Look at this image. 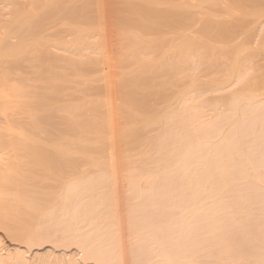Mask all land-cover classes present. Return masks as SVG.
Listing matches in <instances>:
<instances>
[{
	"label": "bare ground",
	"instance_id": "6f19581e",
	"mask_svg": "<svg viewBox=\"0 0 264 264\" xmlns=\"http://www.w3.org/2000/svg\"><path fill=\"white\" fill-rule=\"evenodd\" d=\"M18 1L19 0H6V2H4L3 6H2L3 8L7 9V11L4 12V14L8 15V16L10 15L9 17H10L11 22H12L11 25H10V23L8 26L5 25L6 27H8V28H6L5 32L0 31V76H1V79L6 81V82H4L5 83L4 87H6L5 89H3V87L1 89V86H0V102H1L0 106L3 107V108H0V113L4 117H5V114L7 113V115H8V112H9V110H7L6 107L11 108V106H14L17 109H19L18 106L21 105V103L24 101V99H21V98H26L27 102L29 101L31 103V100H29V99H30V96H32V95H30V94L32 92H34V91L30 92L28 89H25L26 87L23 88L26 85H23V87H19V89L17 91H16V88H18V86L17 87L13 86V85L10 86V84L13 82L12 80H13V74H14L11 71V70H13V69H11L12 67H14V69H15L16 66L22 65V63H24V62H25L24 64L26 65V62H27V64L29 63V65L30 64L33 65V67L35 68V70H33V71H35L38 74L41 73L43 75L42 72H44L43 71L44 69H41V68L43 67L44 64H46L47 66H49V69H51V70L48 69L49 72L51 71L50 73L48 72L49 75L47 73L48 78H49V80H54V81H57V79H60L61 77L64 78L70 74H72V75H79L80 74V71H79V73L78 72L70 73L71 71L69 70L70 72L68 73V75L66 72H65L66 74H63V73L59 74L58 71L57 72L54 71L55 64H57V65L61 64V63H58V60L59 61L66 60V59L62 58L61 55H59V51L67 52V51H65V49H66V45L68 46L69 43L66 40L70 37V36L68 38L66 37L67 38L66 40L64 39L65 35L63 37L61 36L62 38H59V37L57 38V36H56V38L52 39V40L45 38V36H46L45 34L50 32L51 29L56 27L57 23H59V22H57L58 18L56 20L50 21V23H52L51 25H49V22L45 23V24L42 23V25L40 23H38V25H37L38 27L35 25V24H37V22H41L40 20L44 17L43 14L50 11L49 9H51L53 7V5H55L54 3H57V8H55V6H54L53 8H55V9L54 10L51 9V11L53 10L52 11L53 14L54 13L59 14V12H61V9L63 8V6H62L61 9L60 8L58 9L60 2H58V0H30L31 7L29 8V10H27L26 8H23V6H22L23 10L28 11V12L24 11L26 13V14H24V12H21L22 10L20 11V6H19L20 5L19 2L21 3L22 1H19V2ZM59 1H61V0H59ZM72 1H75L76 3L78 1H80L82 3L83 2H85V3L89 2V4L92 3V2H90L92 0H72ZM97 1L99 2L101 0H94L93 3L96 4V6L99 5L97 3ZM114 1H116V0H114ZM161 1L164 3H162ZM161 1L160 0H118L117 2L111 3L109 0V2L111 4L108 3V5L106 6V5H103V4H106L103 2L101 7H94L95 5L93 4L94 5L93 7L95 8L94 10H96L95 11L96 13L95 12L94 13L97 16V21L96 20L93 21L91 23L92 25L95 24V26H96L97 23L98 24L100 23L99 26H96V27H100V26L104 25L103 24L104 20L105 19L107 20V17H106L107 15L109 17H111V20H110L109 24L107 25L108 29L111 32V36L109 35L110 33H108L109 32L108 30H107L108 32H106V29H107L106 28L104 33H106L105 37L106 36L107 37L106 38L104 37V38L106 40H109V38L111 37L110 40L113 42V45H112L113 46V58H114V60H116V66L115 67H117V69L119 68V70L123 66H125L126 69L127 68L128 69L130 68V69L126 70V71L121 70L119 72L117 70V73L115 71L116 74L114 76L117 77V79L113 78V79H115V82L112 84L113 79L110 78V79H112V81L109 80V77H107L108 76L107 73H106L107 76L103 73V70H104L103 66H106V67L110 66V63H109V65H107V63L109 62V60H108L109 55L107 56V54L112 53V50L109 49L111 51L107 52V50H106V52H105L101 49L103 52L106 53L107 57L103 53L105 58H108L107 59L108 62H106V59L102 57L103 54L98 55L99 58L101 56V58L103 59L102 60L100 58L103 62V64H101L103 67L102 73L106 76V77L105 76L102 77L101 79L104 78V83L109 84L107 86L104 85V89L105 88L107 89L106 90L107 94L109 93V94H111V96L114 95L116 100L108 101V100H110V97H109L110 95L109 94H108L109 96L106 95L105 94L106 92H105L103 96L105 97V95H106V98H109V99L108 100L104 99V101H106V103L109 105V107L111 106L110 109L105 114V117L103 115L105 120H102L103 118H101V119L99 118L100 121L102 120L101 125H100L99 121H98L99 124L95 123L97 120V116H96L95 120H93V118L91 117L94 122L91 120V122H93V123H91V122L90 123L91 124L95 123L94 125H91V124H90L91 126L89 125L90 127L93 126L92 131H90L91 129L90 130L87 129V128H90L88 126L87 128L86 127H82L81 129L77 128L78 129L77 131H79V129L81 130L80 133H82L83 128H84L83 130H85V128H86L87 130H85L86 132L85 131L84 132L87 135L84 132H83L84 134H80L77 131H76V133L74 132L75 134H77L76 139L73 140L72 143H70V145H73V146L75 145L74 147L79 146L80 150L79 149L78 150L81 151L82 153L77 151V149H76V151L79 153L78 154L79 158L77 157L76 160H78V159L80 160V158H82V160H81L82 163H83L84 159L86 160V163H87V160L89 159L87 165L85 162H84L85 164L83 163L87 167L83 168L82 166H84V165L82 163H80L81 161H79L77 163H80L82 166L79 167L80 164L79 165L75 164L76 167L78 165L79 171L76 172V170H77V168H76V170L73 171L75 173L72 176H69L71 174L68 175L67 174L68 172H66L65 170H63V172H65V174H67L68 176L63 175V174L60 175L59 173L52 171V169L50 170L49 167H48L49 168L48 170H50V172L52 174L49 171L47 173L50 174L51 176L55 174L54 178H55V176H57V174H59L60 176L63 177L64 180L65 179L69 180L68 178L73 177L75 174L79 175L78 176V179H79L80 175H81V178L79 179L80 181L77 182V184L79 183L80 185H82L81 187L79 184L76 185L75 181H78L77 178L75 177L76 175L74 176L75 178L73 177L74 180L71 181V182L74 181V183L71 185H70V183L68 184L69 187L72 189V190L70 189L71 193H73V195L76 193L77 194L76 196H78L80 194L78 192H80L81 190H88V189L92 190L93 189L92 187L94 185H97L96 182L98 179L96 177L97 176L96 174L99 173V175H100L102 169H103L102 172H105V175H107L106 177H108V179H106L105 175L103 177L104 173L101 174L102 175L101 177H103L102 181L104 183L105 181H107L109 179L111 181V178H113V177L115 178L116 174L113 173L114 169H115L116 173H119V172L122 173L121 170H122L123 165L127 166L126 171L130 172V174H128L127 177L129 179L131 178V180H128V178L122 174L123 176H125L127 178V181H130L129 182L130 184L128 183V186H130V188H131L130 190L132 192V195H129L127 197L130 198V196H131L130 199H132V196H133V198H135V200H136V201H133L134 206H133V202H132L133 199L131 200L133 208L130 205V203L129 204L125 203V204L130 205L131 209H132L131 213H130V220H131V226H132L133 230L130 226L129 227L131 228L130 230L132 232H135L134 236L137 238L136 241H135V239L133 240L135 242V248L133 245V248L135 251L134 252L135 253L134 258L136 259V257H137V261H138V262H136V264H138V263L139 264H147V263L149 264V261H148L149 256H150V251H149L150 245L149 244H151V242H153L152 244L154 245L152 247H155L156 242H158V244L156 245V248L158 247V249H156V248L155 249L158 250V252H159V253H157V255H161L165 259L164 260L163 258H161L164 261L160 260L161 262H164V264H242V261L244 259H245V262H243V264H246V263L250 264L248 261H251L253 264H264V253H263L264 247H263V249H262V247H260V249H261L260 250L259 249L260 245L258 244V242H256V241H258L257 238L259 237V235H258V237L256 236L258 231L264 232V229H263L264 228V196H263L264 192L259 193V191L257 190V186H258L256 184L257 182H255V179L258 180V178H259V180H260V174H258L259 169H257V168L261 167L264 169V167H262V166H264V92H262L264 90V88H262V85H264V84H262L263 82L261 84H258V83L252 84V87H256L257 84L261 85L260 89H259V87H257L256 90L259 89V91H260L262 88L263 89L261 91L262 94H258L255 90H254V92H252L253 88L251 87L252 93H249L251 97H249V96L247 97V94H248L247 89H249L247 86V83L252 79H253V81L255 80L254 82H256V78H254L255 74L257 75L259 72H262V71L264 73V70H263L264 69V35H263V32H264L263 31L264 30V0H227L228 1L227 3L223 2L224 7H226L229 10L228 12L231 11L232 13H236V27H237V30L238 29H240V30L236 31L234 33L235 34L234 39L238 38V37H240L239 39H241L242 35H244V36H242V38L243 37L245 38V33L247 31H249L248 29L250 27L251 31H253V33H251L252 35H250V33L247 34L248 33L247 32L246 33L247 37H248V35H250V37H248L244 40L242 39V42L240 40H238L239 41L238 43L241 42V44H242L245 42L247 45H249V44H252L254 42V44H252V45H255L254 47L250 46L248 49L247 48L248 46L247 47L245 46L246 47L245 48L244 46H242L243 44L242 45L237 44V45H239L238 49H241L243 47L242 50H238L240 56L238 54H236L237 52L235 53L236 55H238V57H240V58H238L236 56L237 57L236 59H239L237 61V63L239 62L238 63L239 65H237V63L235 65V66H239V68H240V70H239V68L237 67L238 68L237 70H239V73H238V71L236 73L237 74L236 75V82H238L237 85L240 84V87L237 88L236 91H238L240 94H238V96H237V94H234V95H229L228 97H222L223 99L219 98V97H215L216 95L213 98H211V96H210V98L209 97H203L202 95L201 96L197 95V94H199L197 92H196L197 94L194 95L192 88H194L196 85H199V81L197 82V80H196V84H195V81L193 79H191V73L185 72V70H183V68H185L186 70H189L190 62H192L190 58L192 56L191 52L194 51L192 48L193 47L192 42H194V40L191 42L192 39H190L188 37H189L190 33L193 32V28L191 27V24L193 25L194 22L187 23V22H185V20L183 21L182 19L180 21H175V22L170 21L169 22L170 25H172V27H173V28L170 27L171 28L170 32H171V30H175L177 28L179 30L181 29V31H177V30L172 31L173 33H172V36L170 34V37H172L173 44L171 46L166 42L168 39L166 41H164V43L166 42V44H168L171 48L170 50L167 49V51H163L161 49L162 46L159 45L160 43L158 42L157 39L160 36L158 38L156 37L157 39L156 38L148 39V38L141 37L142 34L144 35V32L147 33L148 31H151V30H154V31L156 30V33L158 32L157 22L155 21V19L153 17H151L150 14L153 12H157V11L161 10L158 8L161 5H163L165 7L164 8L163 6H161L163 8V10H165L166 12H170V13L177 12L179 14L181 13L184 15L185 14L190 15L189 14L190 13V11H189L190 7H189V2L187 0H181L180 2L178 1L179 3L174 0L176 2V4H173L172 0L170 2H167L165 0H161ZM24 3H25V1H24ZM116 3L119 4L120 6L114 7V4H116ZM17 5L19 6V9H18ZM28 5H30V4H28ZM211 5H212V3H211ZM191 8H192V5H191ZM69 9H68V11L71 13L70 17H72L73 20L70 18L71 21L68 20L69 22H67V20H66V22L61 23L64 25V27H66V26L68 27L67 29L65 28V30H68V33H70L72 31V32H75V34L77 36L75 38V40L73 41V43H71L72 41L70 42L71 46H69V48L73 47V49L78 48V50H79V48L82 49L85 44L86 45L90 44L91 46L96 45L94 43L98 42V40H101L102 35L101 34L97 35L96 34V33H98L97 31L96 32L92 31V29H91L92 27L90 28V26H89L91 24H89L88 22H87L89 24V25L87 24L88 27L87 26L83 27L82 24H79V23L76 24L77 22L76 23L74 22V20L75 21L78 20L79 17L80 18H82L83 16L85 17V15H87L86 13H89L88 11H90V10L92 11L93 8L91 9V6L87 4V5H82L80 8H75V7L70 8L69 7ZM215 9H217V7H215ZM250 9H253V10H251V12H253V11L255 12V10L259 11L260 17L257 18L258 15L254 14V12H253L252 14H254L255 16L254 15H252V16H254V17L257 16L256 20L252 22V18H251L250 23H248L249 17L246 20L245 15L247 16ZM63 10H64V8H63ZM217 12H218V10H217ZM91 13H93V11ZM47 14H49V13H47ZM42 15H43V17H41ZM66 15H67V13H66ZM233 15H231V16H233ZM55 16H57V15H55ZM104 16H105V18H104ZM248 16H251V14L250 15L248 14ZM64 17H66V16H64ZM101 17H103L104 20H102L103 18H101ZM254 17H253V20H254ZM181 18H183V17H181ZM88 19H90V17L89 18L87 17V20ZM101 20H102V25H101ZM189 20H188V22H189ZM78 22H80V21L78 20ZM81 22L83 23V20H81ZM4 23L7 24V21ZM46 24H48L49 27H47L48 25L45 27L44 25H46ZM226 24H228V23H226ZM233 24L235 25V23H233ZM249 24H251V25L249 26ZM104 26L100 27L99 31L102 32L104 30V28H103ZM231 27H233V25ZM101 28H103V29L100 30ZM191 28H192V32L190 30ZM242 28H243V31L246 30L245 33L241 32ZM0 29L2 30L1 27H0ZM159 29H160V27H159ZM196 30H197V28H196ZM196 30L194 31V33L196 32ZM45 32H47V33H45ZM151 32H153V31H151ZM42 33H45V34L42 35ZM107 33L110 36L109 38H108ZM169 33H168V35H169ZM202 33H204V32H202ZM37 34H40L42 36H37ZM49 34L50 33H48V35ZM159 34H161V33H159ZM34 35H36L37 37L35 36L36 37L35 38ZM66 35L68 36L69 34L66 33ZM95 35H97L100 38H98ZM59 36H60V34H59ZM94 36L98 38L97 41L92 40V38H94ZM103 36H104V34H103ZM226 37H228V36H226ZM10 38L12 40L16 39V41L15 40L11 41ZM191 38H192V34H191ZM90 39L92 40L93 43L89 41ZM9 40L11 42H9ZM103 41L100 43H97V46L99 45L100 47H102L104 44ZM169 41H170V39H169ZM101 43H103V44L101 45ZM245 43H244V45H245ZM217 44H219V43H217ZM193 45H196V44H193ZM204 45L205 44H203V46H202L203 50H205L203 48ZM104 46H105V44H104ZM107 46H109V44H107ZM112 46H110V48ZM163 46H165V45H163ZM240 46H241V48H240ZM89 48H91V47L89 46ZM167 48H168V46H167ZM84 49L85 48H83V50ZM250 49H252V50H250ZM99 50L100 49H98V52H99ZM203 50L201 53L206 52L207 49L205 51H203ZM228 50L231 51L230 49H228ZM198 51L199 50H197L196 52L198 53ZM240 51H242L241 52V53H243L242 55H241ZM78 52L80 53L81 51H78ZM78 52H77V55H79ZM72 53H73V51H72ZM206 53H209V51ZM94 54L95 53H93V55ZM81 55H83V57H85L87 59V60H85L86 62H81V61L79 62L78 61L79 63H76V61L75 62L66 61L68 63L67 66H71V68H74L73 67L74 65L90 67V66H92L93 63H96L94 60L90 59V54L85 55V54L81 53ZM110 55H112V54H110ZM207 56H208V54L206 55V57ZM95 58H93V59H95ZM233 58H235V57H233ZM68 59L70 60L71 58H68ZM110 59H111V57H110ZM222 59H223V57H222ZM249 59L254 60V61H252L253 64L250 63ZM77 60H79V59H77ZM97 60H99V59H97ZM101 60H100V62H101ZM244 60H245V62H242ZM205 61H206V59H205ZM248 62L251 66L250 65L246 66L248 64ZM51 65H53L54 67ZM193 65H194V63H193ZM52 67L54 69H52ZM215 67H217V66H215ZM230 67L232 68V66H230ZM60 68H61V66H60ZM248 68H249V70H248ZM68 69H69V67H68ZM191 70H192V68L189 71H191ZM109 71H111V70H109ZM46 72H47V70H46ZM111 73H112V75L114 74L113 71ZM19 74H20V72H19ZM23 75H25V74H23ZM99 75H101V74H99ZM261 75H262V73H261ZM16 76L18 77L19 75L16 74ZM38 76L39 75H37V77ZM33 77H35V76H33ZM83 77L84 76H80L81 81L83 80L82 79ZM217 78H219V77H217ZM17 79H20V78H17ZM257 79H258V77H257ZM259 79H261V78H259ZM262 79H261V81H262ZM20 80H23V79H20ZM42 80H43V77H42ZM88 80H85V81H88ZM23 81H25V80H23ZM23 81H21V82H23ZM191 81H193L195 85L194 84L191 85L193 83ZM2 82L3 81L1 80V83ZM130 82H133V84H134V85H132L131 91L129 90V87H130L129 83ZM139 82H141V84H139ZM218 83H219V81H218ZM223 84H225V83H223ZM233 84H235V83H233ZM47 85H49V83ZM54 87L56 88V86H54ZM48 89H49V87H48ZM65 89H67V88H65ZM201 89H203V88H201ZM218 89L219 90L223 89V87H219ZM216 91H217V88H216ZM246 92H247V94H246ZM249 92H250V90H249ZM36 93L34 94L35 96L37 95ZM60 93L62 94L63 92L61 91ZM133 93L139 94L145 98L151 97L153 103H149V102L140 103L138 101H133V100H131L133 97L130 96V94L132 95ZM31 98H33V97H31ZM168 98H172V99L175 98L173 101H176V99L178 102L180 101L179 105H181L182 108L181 109L176 108V107H178V102L176 103L173 101L171 102L170 100H166ZM159 100H162V101L156 102ZM168 101H170V102H168ZM38 102L40 104L38 107H41V105L44 103L43 102L41 104L40 101H37V104H38ZM222 102H226L224 104L226 105L227 110H225V108H223V109L221 108ZM34 103L36 104V102H34ZM173 103L177 104V106L175 104H174L175 105L174 106ZM25 104L26 103H24V105ZM159 104H163V106H164V104H166L167 106L166 105L165 106L167 107V109L169 110V108H170V110H169L170 113L167 111V109L162 110V109H165L164 107H162V108L158 107ZM169 105H170V107H169ZM25 106L23 108L27 107V106L26 107ZM33 106H34V104H33ZM42 106H44V105H42ZM45 106H44V108H45ZM38 107H35L37 113H36V111L34 113L31 110H30L31 112L26 111L27 109L23 110V108L21 106V109L25 113H27L26 117H24V115H23L22 118H16L17 116L15 115V112H14V115L16 116L14 118V120L12 119L13 115H11L9 120L3 117L4 118L3 121H6L8 123L12 122L13 124L15 122H16L15 124L19 123V125L20 124L22 125L20 127H24L25 124L33 127V125H35L36 122L38 120H40V119L37 120L38 116L40 117L39 113L44 110L43 108H38ZM30 109H32V108H30ZM105 110H106V108H105ZM154 110H156V111H154ZM160 110H162V113H163V111L164 112L167 111L169 114H171V113L172 114L170 116L167 112L160 114L161 113ZM6 111H8V112H6ZM48 111H49V109H48ZM175 111H178V112H175ZM16 112L18 113V111H16ZM151 112H154V113L157 112V113H155L156 117L152 118V117L148 116L149 113H151ZM246 112H248V114H247L248 116L245 114ZM92 113H94V112H92ZM158 114H160V119L158 118V120H159L158 122H160L159 123L160 126L157 129L158 132L156 133V135H153V136L150 135L149 136L148 135L149 131L146 130V127L150 126L151 122L153 123V121H155L157 119ZM165 114L168 116H166ZM19 116H20V114H19ZM47 116H48V114H47ZM69 118H68V120H69L68 122L70 125L71 119H69ZM6 122H5V125H7ZM42 122H43V120H42ZM38 123H40V122L38 121L37 124ZM51 123L52 122H50V124ZM50 124L48 122L47 125H50ZM57 125H59V124H57ZM97 125H100V127ZM38 126L39 127L36 126L35 129L37 131L41 130V132H43L44 129H42V127H41L42 125L40 126V124H39ZM226 126H227V128H226ZM73 127H72V129H73ZM95 127H97V128L94 129ZM11 128H13V125ZM51 128H48V130ZM29 129H31V128H29ZM5 130H6V128H5ZM7 130L11 131L12 129L10 130V128H9ZM88 130L90 133H92L91 135L88 134V132H87ZM1 131H4L3 128L0 129V133H1ZM49 131H51V130H49ZM49 131H48V133H50ZM70 131H71V129H70ZM21 132L23 133V131H21ZM57 132H55V134H57ZM62 132H64V131L62 130ZM8 133L9 134H7V135H9V136L12 135V137H14V139H17V140H20L18 138V136H20L21 141H23L24 144L27 146L26 147L27 151L26 150L23 151L24 149H22V147H21V150H20L19 147H17V145H15L14 141L13 142L5 141L6 139L9 140V138H6L5 140H1V142L4 141L3 144H5V145H2L1 149H2V152L4 151V153H5L6 158L5 157L4 158L6 159V161L8 163L7 165H9V167H11V165H14V163L11 164V162L13 160H15V164L17 162H18V164L19 163L26 164L22 161L21 158L29 159L32 157V159L30 161H32V160L33 161L29 162V163L34 162V165H35V163H37L36 166L40 167V169L44 168L45 164L49 163L48 159H47V161H48V163H47V161L45 162V160H43L42 158H40V160H43V162L41 161L43 164L41 162H39V163H41V164H39L38 160H37V162H35L36 158L40 157L39 156L40 154H37L38 153L37 151H36L37 153H35L33 150V149H35V150L39 149L38 146H33V145H36V143H37L36 140L34 141V139H32L33 137L32 138L29 137L30 135L26 136V135H24L25 133H23V134L17 133L16 131H14V129H13V132H11V133L8 132ZM43 133H41V134H43ZM70 133H72V131ZM104 133H105V135H102ZM2 134L4 135L3 132H2ZM36 134H37V132H36ZM78 134H80L79 137H78ZM4 137H5V135H4ZM80 137H83V138L80 139ZM35 138H37V137H35ZM38 138H39V136H38ZM47 138H48V135H47ZM55 139L57 140V138H55ZM21 141H20V143H21ZM65 142H69V141H65ZM150 142H152V143L150 144ZM149 144L151 146H148ZM31 150L34 153H32ZM49 150H51V149H49ZM58 150L61 151V153L63 152V157H65V156L67 157L68 166H70L71 165L70 163H72V168L74 170L75 169L74 164H73L74 160L72 159L73 160L72 161L71 158H74V157L76 158L77 152H75V156H74L72 151H64V149L61 146L59 147ZM47 151H48V149H47ZM106 152H108L109 154L107 153L108 155L104 156V154ZM64 153H65V156H64ZM0 155H2V154H0ZM56 156H58V155H56ZM177 156L180 159H182L181 161H183V163H184L183 166L188 165L189 169L186 167V170L185 169L180 170L178 168V165H180V163H182L180 160H179V162L177 161L175 164H172L174 161L170 163V161L176 159ZM17 157H21L20 158L21 160H19ZM34 157H35V159H33ZM60 158H62V157H60ZM16 159H18V161H16ZM63 159H66V158H63ZM66 160H65V162H66ZM69 160L72 162H70ZM151 160L152 161L154 160L153 162L156 164V167L153 169L149 167V165L151 166V164H153ZM19 161H22V162H19ZM56 161H59V159ZM56 161H54V162H56ZM89 162L90 163L92 162V164L88 165V164H90ZM101 162H105V163H101ZM169 163L172 165V167H171V165L170 166L168 165ZM21 164H19V165H21ZM99 164L102 167H104V165L106 164V166H105L106 169H105V167L104 168L100 167ZM102 164H104V165H102ZM165 164L171 168H174L173 169V170H175L173 172L174 174L172 173L171 168L168 169V167H166ZM17 165H16V167H17ZM50 165H51V163H50ZM93 165H96V167L94 166V168H93ZM128 165H130V166H128ZM131 165H133V166L131 167ZM173 165H176V167H173ZM97 166H99V167H97ZM57 167H59V166H57ZM57 167H56V169H57ZM65 167L66 168H64V169H67V166H65ZM109 167H110V169H108ZM151 167H153V166H151ZM165 167H166V169H168L167 171L164 170ZM7 168L5 170L3 169V171L0 172V184L6 186L7 188L8 187L11 189L13 188L12 189L13 198L10 197L11 192L5 193V192H3L4 190H2V192H0V210L1 211H4L5 208L7 210H9V208L14 204L13 202L16 200V198H15L16 194L15 193H17L16 187L18 186L17 181L20 179L18 177L19 179L16 182L11 181L9 179V176H10V173L12 171L9 173V171H7ZM15 168L11 169V170H15ZM22 168H24V167H22ZM46 168H47V166H46ZM89 168H91L92 171H93V169H95L93 171L94 173H96L100 169L101 170L98 171V173H96V174H94L90 170L91 174H89L90 173V172H88ZM176 168H178L179 172H177L178 170ZM17 169L18 168H16V170ZM81 169H88V170H87V172L84 171V173H82L83 170H81ZM123 169L125 170V168H123ZM129 169H131V170H129ZM16 170L13 171V173H15ZM21 170L22 169H20V171ZM27 170L28 169L26 168V171L23 173L27 176L26 177L27 179L28 178L30 179L31 177H32L31 179H33V176L35 177V175L38 174L34 170H33L34 173L28 174V172H30L31 170H28V172H27ZM67 170L68 171L70 170L69 167ZM253 170L256 171V172L254 171L256 173V175H255V173H253ZM46 171L47 170L45 169L44 172H46ZM71 172H72V170H71ZM78 172L81 174H79ZM106 172H108V173L106 174ZM111 172H112V176H113V174L115 176H113V177L111 176V178H109L111 175ZM166 172H168L169 174H171V173L172 174L169 175ZM175 172H177V175ZM249 172L250 173L252 172L251 174H254V176H256V178H253L254 182L249 180V178L252 179V177H254ZM47 173L45 174V177H47ZM87 173L89 174V177H88ZM93 174L97 180H96V182H94V184H91L92 181H95V177L92 176ZM30 175H31V177H28ZM50 175H48V177ZM84 175L86 178L83 177ZM172 175L174 177H176V176H178V177L174 178V177H172ZM37 176H39L40 178ZM37 176H36L37 179H41L42 175L38 174ZM257 176H258V178H257ZM11 177H12V175H11ZM45 177L44 178L42 177V179H44L46 181ZM57 177L60 178L59 176H57ZM57 177H56V179H58ZM82 177L84 178V180H86L87 178H89V179L91 178V181H89V179H87V181L90 182L89 186H88V182H86V181H83L84 183L86 182L85 186H83L82 181H81V180H83ZM101 177H99V178L102 179ZM120 177L122 178V176H120ZM145 177H146V179H144ZM54 178H52V180H51V178L49 180H47L48 185H50V183L53 181ZM13 179H15V178L13 177ZM56 179H54V180H56ZM115 179H118V178L116 177ZM34 180L35 179H33L31 181L27 180L28 183L24 181L25 183L22 182V184H24V186L25 185L27 186V184L33 185L35 190L32 189L34 193H31V194L32 195H36V194L38 195L39 193H41V191L39 193H35V191L36 192L39 191V190H37V188L40 186V184L46 185L47 183L45 184V181L41 180L42 183L36 184V183H38L37 181L40 182V180H37V181L35 180L36 183L34 182V184H33L32 181H34ZM58 180L59 181H56V183L61 181V179H58ZM112 180H114V179H112ZM142 180L145 181L143 184H141ZM48 181H51V182L49 183ZM123 181H125V180H123ZM14 182L17 184V186H16V184L14 186ZM64 182L65 181L62 180V183L61 182L59 183L60 188H61L60 189L57 185L58 183L55 184V181H54V184L57 186L56 187L55 185H52L53 188H55L54 191L57 188L60 191L63 190V192H64V189H63L65 186ZM100 182H101V180L98 183H100ZM263 182L260 183V181H259V185L260 184L263 185L264 184ZM101 183H100V185H101ZM110 183H113V182H110ZM110 183L105 182L104 186H103V184L101 186H102V188L106 189L107 188L106 186H108V188L110 187L109 186ZM122 183L123 182L121 181L120 185ZM61 184H63V186ZM106 184H108V185H106ZM118 184H119V181H118ZM118 184H116V182H115V187ZM123 184H122V186H124ZM35 185H36V188H35ZM48 185H46V186L48 187ZM73 185H74V188L76 187L75 188L76 190H78V187H79L80 188L79 191L74 192L75 190L72 187ZM91 185H92V187H91ZM26 186L23 189H25ZM52 186L50 185V190H51ZM97 186L96 187L94 186L95 190H93V191L96 192V191L100 190L97 193L102 191L101 193H99V196L102 195V198H103L105 196L104 189L100 188L101 186L99 187V184ZM19 187L20 186H18V188ZM113 187H114V185L112 186V188ZM118 187H119V185H118ZM263 187H264V185L262 186V188ZM7 188H6V190H8ZM39 188L42 191L44 190V189H42V188H44L42 186H40ZM96 188H99V189H96ZM112 188L111 189L109 188V189L112 191L113 190ZM2 189H3V187H2ZM48 189H45V191L42 192L43 194L41 193V196L44 195L45 198L49 196L48 201L51 202L50 199L53 198L55 195L54 200H52V202H51L53 205L56 204L55 206H58L59 203H63V201L64 202L68 201L69 204H67V202H66V203H63L64 206L62 208H60V209L56 208V209H59V211L61 209L68 210V209L72 208L71 206H73V209H72L73 213H72V211L70 212V214H68L69 212L67 214L64 212V214H66L69 217L71 216L73 218V214H74V217L75 216L77 217V212L79 211L78 209H80V211L78 212L80 218H79V216H78V218L75 217L74 223L70 224L72 221L71 217H70L71 218L70 220L68 219L69 217L68 218L67 217L66 218L61 217L62 219H61V221H59V222H61V225H60V223L58 224V222H56V223L54 222V223H52V225L54 224L53 227H55V224H56V227H59V229H60V227L63 224V226H62L63 231L62 232H61V230L59 231V229H57L55 227L60 232L59 234L61 235V233H62V235H64L66 233L67 234L69 233V236L70 237L72 236L74 238H75V236H73V235H76V240H79L80 235L82 238V236L85 233H87L89 237L86 236V234H85V236H83V239L85 240V242H84V240H82L80 238V240L83 241V242H81V241L80 242L82 244L84 243L83 244L84 248L80 244V246H82V248L81 247L79 248L78 247L79 245H78L77 246L78 250H77V247H75V245L77 244V241L74 240V241H76V243L74 244L73 243L74 241L72 242V240H71L72 237L67 238L68 235L66 234L67 235L66 238L68 239V241L70 240L69 244L72 242L70 245L69 244L68 245L71 246L73 244L74 249H76V251H75L76 253L75 254L71 253L72 255L67 253V255L64 254V256L59 255L58 257H56L55 261H52L51 260V252H48L46 250L45 253H43V254L41 253L42 255H40V251L38 249L39 246L43 247L44 244H46V243L49 244L48 242H51V241H47V240H49V239L51 240L52 238H49V239L45 238V239H42V241H39V240H41V237L43 236V234H42V236H39L40 239H38L39 237H37V231L34 230V228H32V229H30L32 232V233L30 232V234L34 235L33 241L31 243V245H28V244H26V245L29 246L28 252H30L29 250H31L33 247L37 248L36 252H34V254H31V256H28V257L25 256V254H23L24 252L17 253L18 257L15 256L16 253L15 254L13 253L15 256L14 258H16V261L12 260L14 262L13 264H77L79 260H80V262L81 261L84 262V260L87 259L86 257H90L91 259L93 257L96 261L99 260V262H101L102 264H112L113 260H108L111 258L112 259L115 258L114 262L117 259L118 261H120L118 263H120V264L124 263V262L121 263L122 260H120V258H119L120 252L122 254V251L120 250L121 248L119 245L118 246L120 248L119 249L120 252H119L118 256L113 255V256H115L113 258V256L111 254H115V253L117 254L118 252L112 253L113 250H109V249H108V253L111 251L110 255L108 254L109 257L103 256V255H101V253L102 252L104 253V251H103L104 249L103 248L101 250L96 249L97 246H98V248H100L99 243H97V242H99V241L102 242V239L100 240V238H99V240L96 241L98 238V236H96L97 237V238L95 237L96 240L93 241L94 236L96 235L95 231H94L95 229L93 228L91 230V228H90V231H89V229H87L86 231H83L84 233L82 232L81 234L80 233L78 234L77 232H79V230H77L75 228L76 226H80V223H77V221L80 220L81 224H83V223H85V220H86L85 218L88 217L87 219L89 220L88 213H89V215L91 214L90 216H92L93 218H94V216L96 217L94 219L91 217L93 219V221L95 220L94 222L91 220V218L89 220L90 224L94 225V224H96V220H97V217L99 215H102V217H103L104 214L106 215L105 212L108 209H109V211H113V212L115 209H118V208H116L117 206L114 207L116 201L113 200L116 197V193H114L115 196H109V200L111 201V199L113 198L112 200L115 203L112 204V206H108V208H106L107 207L106 205H109V204L111 205V202L108 203V200L105 197L101 203H97V202H99L97 200L98 197L95 198L97 201L95 199L91 198L92 200L96 201V203H97V205H96L94 201H92V200H91L92 202L89 201L90 197L88 195H86L88 197L87 198L85 195L80 194L81 196L79 195L78 197H83L84 199L85 198L87 199V201H86V199L85 200L83 199L84 203L81 202V204H80L77 201L72 202L70 199H68L67 196H66V198H64L65 200H61L60 198H61L62 193H61V195L60 194L56 195L57 193H55L54 191H53L54 192L53 193L52 190L49 191ZM14 190H16V191L14 192ZM46 190H48V191L46 192ZM59 190H57V192H59ZM110 190H109V192H111ZM121 190H122V187H121ZM121 190L118 191V189H117L119 194L123 193V192H121ZM259 190H261V189L259 188ZM70 191L68 190L66 192L70 193ZM124 191H126V190H124ZM45 192L46 193H48V192L52 193V196L49 195V193H48V196L45 195ZM89 192H91V191H89ZM105 192L107 194V190H105ZM127 192H128V189H127ZM71 193H70V195H71ZM102 193L104 194V196ZM125 193L126 192H124V194ZM111 194H108V195H111ZM73 195H71V196H73ZM126 195H124V196H126ZM56 196H57L58 200H56L57 199ZM31 197L33 198L34 196H31ZM36 197L37 196H35L34 198L36 199ZM38 197H40V196H38ZM106 197L108 198L107 195H106ZM120 197L122 198V196H120ZM127 197L126 198L123 197V200L127 199ZM41 198H38V199L41 200ZM29 199L31 200V198H29ZM33 200L34 199L31 200V203L33 202L32 205L34 206V203H36V202H34L35 200L34 201ZM40 200H36L37 203L34 206L35 208L32 207L35 214H36L35 217L40 215V214H37V213H40V211H41L40 207L37 208L38 202ZM42 200L44 201V198ZM59 200H61L62 202L61 201L59 202ZM17 201H20V200H17ZM48 201H47V203H49ZM9 202L13 203V204L10 206V204H8ZM40 202H39V205L44 204V203H42V201H40ZM71 202H72V205H70ZM76 202H77V206H75ZM87 202H88V205L91 204L90 208L92 206H94V204H95V206H98V205L102 204L103 202L106 205L105 204H103L104 206L100 205L102 207H100V208L98 207L97 211L95 210L97 207L96 208L92 207L93 210L91 209V212H89L90 208L88 206L87 208H89V210H87V212H84V210L86 208L84 206H87ZM51 203H49L50 207L49 206L48 207L52 208V209L55 208V206H53ZM19 204H21V202L18 203V205H17L18 207L16 206L17 208H19ZM65 204L67 206L69 205L70 208H67V206H65ZM79 204L81 207L77 208V211L75 210L76 211L75 212L74 209H76V207H78ZM82 205L84 207L83 209H82ZM119 205H121V204H119ZM16 207H14V210ZM104 207L106 208V210H104ZM111 207H114V209L112 208L113 210H110ZM101 208H103V212L101 211ZM21 209L23 210L24 208L21 207ZM37 209H39L38 210L39 212L38 211L36 212ZM81 209L83 210V213H86V214L81 215V214H83ZM22 210H21V213L23 212ZM119 210H121V209H119ZM95 211L98 213H101V212L102 213L99 215L94 214V216H93V213ZM242 211L243 212L245 211V212L243 213ZM255 211H257L256 213H258V214H256ZM17 212H19V210ZM123 212H124V210H123ZM0 213H1L0 216H2V215L4 216V214H5L4 212H0ZM50 213H51V215H53L52 212H50ZM128 213H129V211H128ZM242 213L244 215H242ZM23 215H24V213H23ZM115 215H116V213H115ZM242 216L245 218H241ZM5 217H7L6 214H5ZM38 217H42V215L38 216ZM49 217H50L49 215H46V220H47V218H48V220L53 218L52 221H54V215H53V217L52 216L50 218ZM3 218H2V220L0 219L1 220L0 221V229L3 227H5V229H7V228L10 229L12 226L7 227L6 226L8 224L6 222L7 219L4 220ZM99 218H101V217L99 216L98 220H99ZM119 218H122V217H119ZM43 219H44V217H43ZM81 219H82V221H81ZM83 219H84V221H83ZM110 219H111V216L109 217V219H107V222H106L107 224L105 223V227L108 231L113 229V226L111 228V224H110L111 222L110 221L113 220V222H114V219L113 218L111 220ZM88 220H86L87 221L86 223H88ZM245 220H247L246 221L247 223L242 225L241 222L244 223ZM63 221L66 223L68 221L69 224H66V225H68V227L65 226ZM104 221H106V220H104ZM113 222H112V225L114 224ZM14 223L12 221V224H14ZM44 223H45V220H44ZM101 223L103 224V222H100V224L98 226H102ZM257 223L260 225L259 227L257 226L258 225ZM50 224L51 223H49V225ZM57 224L59 226H57ZM85 224H83V225H85ZM246 224H248V225H246ZM9 225L10 224H8V226ZM122 226H124V229H125V225H122ZM252 226L254 227V229L252 228ZM62 227H61V229H62ZM72 227L75 228L74 230L76 231V233L74 231H72L73 230ZM105 227L101 228V230L99 229L100 234H101L103 229L105 230ZM13 228L15 229L14 231H15L17 237H22L18 234H22V232H23L22 228H24V227H21V228L13 227ZM46 228H47V226H46ZM64 228H68V229H70V231H72L71 233H73V232L74 233L71 234L69 230L66 231V229H64ZM245 228H247L245 230V232H247V233L244 232ZM249 228L253 233L255 232L254 235L251 231H249ZM56 229L53 228L52 231L49 230L46 234H50V233H51V235H53L54 233L58 234ZM1 230H2L1 232H4L3 229H1ZM27 230H29V229H27ZM104 230H103V232H104ZM107 230H105V232ZM130 230L128 228L129 233H131ZM11 231H13V230H11ZM14 231H13V233L12 232L11 233L14 234ZM64 231H66V232H64ZM92 231H94L93 232L94 234L89 233ZM248 231L252 234L248 233ZM5 232L9 233L8 231H5ZM5 232H4V234H5ZM52 232H54V233H52ZM103 232H102V236L104 237L105 232L104 233ZM111 232L109 231V233L111 235L106 234V236H105L106 239H105V237L103 238L104 243L109 242L110 240L107 241V239H109V238L114 239V238L110 237V236H112ZM173 232L174 233L178 232L177 233L178 235L174 234ZM89 234H92V235H89ZM119 234L120 233H118V236H119ZM259 234H260V236H262V237H260L261 239L259 238V241H260L259 243L263 246L264 240L262 241V239H264V233L263 234L259 233ZM8 235H10V234H8ZM8 235H6L7 238H8ZM23 235L25 236L24 233H23ZM107 235H108V237H107ZM126 235L128 236V234H125L124 239L127 238V237H125ZM129 236H131V235H129ZM253 236H255L254 239H252ZM4 237H5V235H4ZM47 237H49V235H47ZM52 237H54V236H52ZM64 237L65 236H62V238H64ZM84 237L85 238L87 237L88 239L86 238L87 239L86 240ZM91 237H92V240H90ZM132 237H133V235H132ZM248 237H251V239L250 238L248 239ZM10 238H12V237L10 236ZM31 238H32V235H31ZM56 238H57V236H56ZM62 238H60L61 243H62L61 244L54 237L55 241L50 243V244L53 243L52 249H54V245H55L56 241L58 242L56 244L62 245V246L56 245L57 248L56 247L55 248L57 250H59L58 247L61 249V247L63 248V246L64 247L66 246L67 240H65L66 238H64L63 241L65 243H63ZM13 239L15 241L16 238L14 237ZM117 239H118V241H120L119 240L120 237ZM129 239H133V238L130 237ZM20 240H21V238H20ZM118 241H116V242L118 243ZM125 241H123V242H125ZM129 241H128V243H129ZM261 241H262V243H261ZM16 242H17V240H16ZM80 242L78 241V243H80ZM92 242L94 244L97 243L98 245L96 244L97 246L95 245L96 246L95 247L94 245L91 244ZM109 244L107 243V246ZM119 244H120V242H119ZM122 244H126V243H122ZM4 245H6V243H4L2 246L4 247ZM126 245H129V244H126ZM7 246H8V244H7ZM69 246H66L67 248L66 247L65 248L68 250ZM11 247H13V246H11ZM111 247H110V249H111ZM152 247H150V248H152ZM8 248H10V247L8 246ZM70 248H72V246ZM114 248H115V246H114ZM4 249H5V247H4ZM14 249H11V250L13 251ZM63 249L61 250L62 254L64 253ZM112 249H113V247H112ZM115 250H116V248L114 249V251ZM259 250L262 251V253L259 252ZM6 251H9V250H6ZM38 251H39V253H38ZM99 251H100V253H96ZM132 251H133V249H132ZM4 252H5V250H4ZM28 252H27V254H29ZM130 252H131V250H130ZM151 252L154 254L156 253V251H151ZM6 253H7L6 255L9 254V252H6ZM80 253L82 255L81 259L79 257ZM123 254L125 256V253H123ZM0 255H1V253H0ZM131 255H133V254H131ZM135 255H137V256H135ZM12 256H11V258H12ZM110 256H112V257L110 258ZM121 256H123V255H121ZM124 256H123V258H124ZM131 257H133V256H131ZM150 257H153V256H150ZM155 257H157V256H155ZM127 258H129V257H127ZM1 259H2V257H1ZM94 259L93 260L87 259L86 261L88 262V260H90V262L93 261L96 263V261ZM135 259H134V262L136 261ZM109 261H112V263L111 262L109 263ZM158 261L159 260H157V264H159ZM2 262L3 261H1V263ZM153 262H155V263H153ZM153 262H151V263L156 264L155 260ZM101 263H99V264H101ZM114 264H116V263H114Z\"/></svg>",
	"mask_w": 264,
	"mask_h": 264
},
{
	"label": "rangeland",
	"instance_id": "374dc122",
	"mask_svg": "<svg viewBox=\"0 0 264 264\" xmlns=\"http://www.w3.org/2000/svg\"><path fill=\"white\" fill-rule=\"evenodd\" d=\"M19 1H22L21 3L19 2ZM18 2H19V6H20V11L21 12H26L27 10H29V8L31 7V3H30V0H19ZM24 1H25V3H24ZM65 1V2H64ZM61 0V1H59L58 0V2H60L59 3V6H58V9L60 8H62V6H63V8H64V10H63V8L61 9V12H59V14L58 13H54L53 14V10L55 9V8H57V3H54L55 5H53V7L55 6V8H51V9H53L52 11H51V9H49L50 11H48L47 13H49V14H47V13H45V14H43L44 15V17H43V15L41 16V17H43L40 21L41 22H37V24H35L36 26L38 25V23H40L41 25H42V23H48L49 22V25H51L52 23H50V21H53V20H56L57 18H58V20H57V22H59V23H57V25H56V27H54L53 29H51V31L50 32H48V33H50L49 35H48V33L47 32H45V33H47V34H45V33H42V35L43 34H45L46 36H45V38H47V39H55L56 38V36H57V38L59 37V38H62L64 35V39L66 40L69 36V38L66 40V41H68V46L66 45V49H65V51H67V52H61V51H59V55H61L62 56V58H64V59H66V60H63V61H59L58 60V63H61V64H55V69L53 68L54 66L53 65H51V66H53L52 67V69H54V71H58L59 72V74H61V73H63V74H66L67 73V75H68V73L70 72V73H73V72H78L79 73V71H80V76H84L82 79V81L80 80V76L79 75H72V74H70V75H68V76H66V77H61L60 79H57V81H54V80H49V78H48V75H49V73L51 72H49L48 71V69H49V66H47L46 64H44L43 65V67L41 68V69H44L43 71L44 72H42L43 73V75L40 73V74H38V73H36L35 71H33V70H35V68L33 67V65H29V63L27 64V62H26V65L24 64V63H22V65H18V66H16V68L14 69V67H12L11 69H13V70H11L14 74H13V82L10 84V86L11 85H13V86H18V88H16V91L19 89V87H23V85H26V86H24L23 88H25V89H28L30 92H32V91H34V92H32L30 95H32V96H30V99L29 100H31V103L28 101L27 102V99L26 98H21V99H24V101L21 103V105H19L18 107H19V109H17L16 107H14V106H11V108H9V107H6L7 108V110H9V112L8 111H6V112H8V115H7V113L5 114V117L4 116H2L1 115V113H0V129H2L3 128V130L4 131H1V133H0V154H2V155H0L1 157H0V172H2L3 171V169L5 170L7 167V171H9V173H10V176H9V179L11 180V181H17L19 178L21 179H19L17 182V184H18V186H20L19 188H18V186H17V184L14 182V186H15V184H16V189H17V193H15L16 194V196H15V198H16V200L13 202V203H8V204H10V206L12 207H10L9 208V210H7L6 208L4 209V211H1L0 210V212H4L5 214H6V216L7 217H5V214H4V216L2 215V216H0V219L2 220V218L5 220V219H7L6 220V222L8 223V224H10L9 226H8V224L6 225L7 227H11L10 229L9 228H7V229H5V227H3V228H1V229H3V231L5 232V231H8L9 233H7V232H5V234H4V232H1L2 230L0 229V253H1V255H0V259H1V257H2V259L0 260V263H1V261H3L1 264H13L14 262L13 261H16V258H14L15 256H17L18 257V254L17 253H22V252H24L23 254H25V256H31V254H34V252H36V247L34 248H32L31 250H29L30 252H28V249H29V246H27L26 244H28V245H31V243H32V241H33V234H30V232H31V230L30 229H32V228H34V230H36L37 231V237H39V236H42V234H43V236L41 237V240H39V241H42V239H49V238H52L51 240L49 239V240H47V241H51V242H53V241H55V239L58 241V242H60L61 243V240H60V238H62V236H65L64 238H66V236H67V238L68 237H70L69 236V233L66 235V234H64V235H62V233H61V235L59 234L60 232V230H61V232L63 231V224H62V229H61V227H60V229H59V227H56V224H55V227L57 228V229H59V231L55 228V227H53L54 226V224L52 225V223H56V222H58V224L60 223V225H61V222H59V221H61V219L62 218H68L69 216H67L66 214L68 213V214H70V212L72 211V209H73V206H71L72 208H70V206L68 205H66L65 204V206H67V208H70V209H68V210H63V209H61L60 211L63 213H61L60 211H59V209L60 208H62L63 206H64V204L63 203H66L67 202V204H69L68 203V201H63V203H57L58 204V206H55L56 204H52L51 202H52V200H54V198H55V195H54V197L53 198H51L50 200H51V202H49L48 200H49V196H48V193H49V195H51L52 196V193H50V192H48V193H46L48 190L49 191H51L52 190V192L54 191V189L55 188H53V186L52 185H55V184H57L58 185V187L60 188V182L62 183V180L63 181H65L64 182V192H63V190L62 191H60L59 189H57L56 188V190L54 191L55 193H57L56 195H61V193H62V195H61V200H65L64 198H66V196L68 197V199H70L72 202L74 201H77V202H79L80 204H81V202H83L84 203V200L86 199H84L83 197H78L80 194L81 195H88L89 197H90V199H89V201H91L92 199H95L96 197H98L97 198V200L99 201V202H97V203H101L102 202V200L104 199V197L108 200V203L109 202H111V205L109 204V205H106L104 202L102 203V204H100V205H102V206H104L103 204H105L107 207L106 208H108V206H112V204H114L115 202H113V200H115L116 201V203H115V206L114 207H116V208H118V209H115L114 210V212L116 213V215H115V213L113 212V211H109V209L105 212L106 213V215L104 214V216L102 217V215H99V214H101L102 212H103V208H101V213H98V212H96L97 211V209H98V207L100 208V207H102V206H100V205H98V206H95V204L97 205V203H96V201L95 200H92V201H94L95 202V204H94V206H92L93 208L95 207H97L95 210V212L93 213V216H94V214H98L101 218H99V220H98V217H97V220H96V224H94V225H92V224H90V222H89V220H90V218L92 217V216H90L89 215V213H88V216H89V220L87 219V218H85L86 220H88V223H86L87 221L85 220V223H83V224H85V225H83V224H81V222H80V220L79 221H77V223H80V226H76L75 224V228L77 229V230H79V232H77L78 234L80 233H82L83 231H86L87 229H89V231H90V228H91V230L94 228L95 230V236H94V239H93V241H95L96 240V236H98V238H97V240L96 241H98L99 240V238H100V240L102 239V242H97V243H99V246H100V248H98V244L96 245V244H94L93 242L91 243L92 245H96L95 247H96V249H99V250H101L102 248L104 249L103 251H104V253L102 252L101 253V255H103V256H108V254L110 255V253H111V251L108 253V249L109 250H113V252L112 253H114V252H118L117 254L115 253V254H111L112 256L113 255H119V252H120V250L122 251V254H121V252H120V260H122L121 261V263L122 262H124V263H122V264H125L126 262V264H136V262H138L137 261V257H136V259L134 258V248H135V242L133 241L134 239H135V241H136V237L134 236V233L135 232H132L130 229L132 228V226H131V220H130V213H131V206H132V202L133 201H136L135 200V198H133V196H132V199H130L131 198V196H130V198L129 197H127V196H129V195H132V192H131V188H130V186H128V183L130 182V181H127V175L128 174H130V172H127L126 171V167L127 166H124L123 165V167H122V173L121 172H119V173H116V171H115V169H114V174H116V176L113 174V176H115V178L117 177L118 179H115L113 176H112V172H111V175H110V177L109 178H111V176L113 177V178H111V181H110V179L109 180H107V181H105L106 183L107 182H113V183H110L109 184V188L111 189L112 188V186L114 185V187L112 188L113 190L111 191L109 188H108V186H106L107 188L106 189H104V188H102V184H103V186H104V184H105V182L103 183V177H104V175H105V172H102V170H101V174H103V177H101L102 175L100 174L99 175V173H98V171H100V170H98L96 173H98V174H96V173H94L93 171L95 170V169H93V171L91 170V168H89V171L88 172H90V170L94 173V174H96L97 176V179H96V177L94 176V174L92 175L93 177H95V181H92L91 182V184H94V182H96V180H97V185L99 184V187L100 188H102V189H104V193H105V196H104V194H103V198H102V195H100L99 196V193H101V192H99V193H97L98 191H100V190H98V191H93V190H95V188H94V186L96 187L97 185H94L93 187H92V185H91V187L93 188L92 190H81L80 192H78V193H80L78 196H76L77 194L75 193L74 195H73V193H71V191H70V187H69V183H70V185L71 184H73L74 183V181L73 182H71L72 180H74L73 179V177L75 176L76 178H77V180L78 181H75L76 182V185H78L77 184V182H79L80 180V178H81V175H80V178L78 179V174H75L73 177H70V178H68L69 180H64L63 179V177L62 176H60V175H66V176H68L69 174H71V175H69V176H72L75 172H73V171H75L76 170V168H77V170H76V172L77 171H79L78 169H79V167H81L82 165L80 164V163H82V158H80V160L78 159V160H76L77 159V157L79 158V153L77 152V151H79L80 150V148H79V146H77V147H74L73 145H70V143H72V141L73 140H75L76 139V135L77 134H75L76 133V131L78 130L77 128H82V127H88L91 123H93L94 121L93 120H95L96 119V116H97V120H96V124H99L98 123V121L100 122V125H101V121L102 120H105V114L107 113V111L110 109V107H109V105L106 103V101H104V99L106 100H108L109 98H106V95H108L107 94V89L105 88L104 89V85L105 86H107V85H109V84H106V83H104V78L103 79H101L102 77H104L105 75H106V73H107V77H109V80H111L112 81V79L113 78H115V79H117V77H115L114 75L117 73V70H118V72L119 71H121V70H123V71H126V70H129L128 68L126 69V67L125 66H123V67H121L120 68V70H119V68L117 69V67H115L116 66V60H114V58H113V42L110 40L111 39V32H110V30L108 29V27H107V25L109 24V22H110V20H111V17H109L108 15L106 16L107 17V20L105 19L104 20V18H105V16H104V18L103 17H101V18H103L102 20H104V22H103V24L105 25H102V20H101V25L102 26H104L103 28H104V30L101 32V31H99V28L100 27H102V26H100V27H96V26H99L100 25V23L98 24H96V26H95V24H91L93 21H97V16H96V10H94L95 8L94 7H101L102 6V4H103V2L105 1V0H101V1H97V3L99 4H97L98 6H96V4H94L93 2H94V0H92V1H90V2H92L91 4H89V2H87V3H85V2H80V1H78L77 3L75 2V1H72V0ZM108 1V2H107ZM118 0H116V1H114V0H110V2L112 3V2H117ZM161 1V0H160ZM165 1H167V2H170L171 0H165ZM176 2H180L181 0H175ZM174 0H172V2H173V4H176V2H175ZM188 2H189V7H190V9H189V11H190V15H188V14H179V13H177V12H175V13H170V12H166L165 10H163V8L161 7V6H163V5H161L160 7H158L159 9H161V10H159V11H157V12H153V13H151L150 15H151V17H153L154 19H155V21L157 22V25H158V32L156 33V30L154 31V30H151V31H153V32H151V31H148L147 33L146 32H144V35L142 34V36L141 37H144V38H148V39H154V38H158L159 36V38L157 39L158 40V42L160 43L159 45H161L162 46V50L163 51H167V49L168 50H170L171 48H170V46L173 44V40H172V37H170V34H171V36H172V31H175V30H177V31H181V29L179 30L178 28L177 29H175V30H171V32H170V29L171 28H173L172 27V25H170V21L171 22H175V21H180L181 19L184 21L185 20V22H187V23H191V22H194L193 23V25L191 24V27L193 28V32H192V28L190 29L191 30V32L192 33H190V35H189V37L188 38H190V39H192L191 40V42L194 40V42H192V48H193V52H191L192 54V56H191V61L192 62H190V68H189V70L192 68V70L191 71H189V70H186L185 68H183V70H185V72H188V73H191V79H193L194 81H195V84H196V80H197V82L199 81V85H196L194 88H192V90H193V94L195 95V94H197V93H199V94H197V95H202L203 97H209L210 98V96H211V98H213L215 95V97H219V98H222V97H228L229 95H234V94H237V96H238V94H240L238 91H236L237 90V88H239L240 87V84L239 85H237V83L238 82H236V73H237V71H238V73H239V70H240V68H239V66H235L236 65V63H237V61L239 60V59H236L237 57H238V55H239V52H238V50H242V48H241V46H240V48L241 49H238L239 48V45H242V46H248L247 48L249 49V47L250 46H252V47H254L255 45H252V44H254V42L252 43V44H249V45H247L245 42V45H244V43H242L241 44V42H242V39L244 40V39H246V38H248V37H250V35H252L251 33H253V31H251V29H250V27H249V31H247L246 33L247 34H249L250 33V35H248V37H247V34L245 33V31H243V28H242V31L241 32H244L245 33V38L243 37L242 38V36H244V35H242L241 36V39H239L240 37H238V38H235L234 39V33L236 32V31H239L240 29H238L237 30V27H236V13H232L231 11L230 12H228L229 10L226 8V7H224V3L226 2H228L227 0L225 1V0H187ZM2 2V3H1ZM4 2H6V0H0V27L2 28V30L0 29V31H2V32H5L6 31V28H8V27H6L5 25H9V23H10V25H11V19H10V15L8 16V15H5L4 14V12H6L7 11V9L6 8H3L2 6H3V4H4ZM28 2V3H27ZM57 2V1H56ZM109 2V0H106L104 3H106V4H103V5H108V3L109 4H111ZM162 2V1H161ZM178 2V3H179ZM212 3V5H211V3ZM214 2V3H213ZM224 2V3H223ZM27 3V4H26ZM75 3V4H74ZM162 3H164V2H162ZM25 4V5H24ZM28 4H30V5H28ZM90 5L91 6V9H92V11H93V13H91L92 11L90 10V11H88L89 13H86L87 15H85V17L83 18H78V20L80 21V22H78V20H74V22L76 23V24H82V26L83 27H88V25L89 24H91V25H89L90 26V28L92 29V31H97L98 33H96L97 35L99 34H101L102 36H101V40L103 41V43L105 44V46H104V44L103 43H101V45L103 44V48L102 47H100L99 45L97 46V43H100V42H102L101 40H98V42H95L94 44H96V45H90V44H85L84 46H83V48H85L84 50H83V48L82 49H80L79 48V50H78V48H74L73 49V47H70L69 48V46H71L70 45V42L71 43H73V41L75 40V38L77 37L76 36V34H75V32H70V33H68V30H65V28L67 29L68 27L66 26V27H64V25L63 24H61V23H63V22H66V20H67V22H69V21H71V19H72V17H70V12L68 11V9H69V7L70 8H72V7H75V8H80L82 5ZM95 6H94V5ZM199 4V5H198ZM80 7H79V6ZM191 5H192V8H191ZM201 5V6H200ZM19 6L17 5V7H18V9H19ZM22 6H23V8H26L27 10H23V8H22ZM94 6V7H93ZM120 5L119 4H114V7H119ZM164 7V6H163ZM215 7H217V9H215ZM165 8V7H164ZM197 10H196V9ZM206 8V9H205ZM208 8V9H207ZM226 10H225V9ZM235 8V7H234ZM3 9V10H2ZM2 10V11H1ZM70 10V9H69ZM215 10V11H214ZM217 10H218V12H217ZM251 10H253V9H250L249 10V15L251 14V16H248V14H247V16L245 15V19L247 20V18H248V20H249V22L248 23H250V19L252 18V22L253 21H255L256 20V17H254L255 15L254 14H256V15H258V17L257 18H259L260 17V13H259V11H257V10H255V12H254V14H252L253 12H251ZM66 11V12H65ZM212 11V12H211ZM24 12V14H26ZM28 12V11H27ZM51 12V13H50ZM55 12V11H54ZM95 12V13H94ZM63 13V14H62ZM66 13H67V15H66ZM199 13V14H198ZM207 13V14H206ZM5 16H4V15ZM53 14V15H52ZM91 14V15H90ZM94 14V15H93ZM234 14V15H233ZM2 15V16H1ZM46 15V16H45ZM55 15H57V16H55ZM62 15V16H61ZM180 15V16H179ZM194 15V16H193ZM220 15V16H219ZM231 15H233V16H231ZM252 15H254V16H252ZM9 18H7V17ZM64 16H66V17H64ZM72 16V15H71ZM5 17V18H4ZM52 17V18H51ZM56 17V18H55ZM87 17L89 18L90 17V19H88L87 20ZM134 17V16H133ZM181 17H183V18H181ZM186 17V18H185ZM188 17V18H187ZM198 17V18H197ZM230 17V18H229ZM253 17H254V20H253ZM46 18V19H45ZM60 18V19H59ZM71 18V19H70ZM110 18V19H109ZM62 19V20H61ZM92 19V20H91ZM109 19V20H108ZM187 19V20H186ZM191 21H190V20ZM195 19V20H194ZM198 19V20H197ZM206 19V20H205ZM7 21V24L6 23H4V22H6ZM49 20V21H48ZM64 20V21H63ZM69 20V21H68ZM73 20V19H72ZM81 20H83V23L81 22ZM188 20H189V22H188ZM194 20V21H193ZM228 20V21H227ZM235 20V21H234ZM2 21V22H1ZM37 21V20H36ZM106 21V22H105ZM208 21V22H207ZM73 22V21H72ZM89 24H88V23ZM251 22V23H252ZM213 23V24H212ZM226 23H228V24H226ZM233 23H235V25L233 24ZM3 24V25H2ZM14 24V23H13ZM12 24V25H13ZM39 24V25H40ZM84 24V25H83ZM88 24V25H87ZM204 24V25H203ZM209 24V25H208ZM226 26H225V25ZM48 24H46V25H44L45 27L47 26ZM49 25L47 26V27H49ZM169 25V26H168ZM233 25V27H231ZM251 24H249V26H250ZM4 26V27H3ZM95 28H94V27ZM225 26V27H224ZM38 27V26H37ZM159 27H160V29H159ZM171 27V28H170ZM103 28H101L100 30H102ZM107 28V29H106ZM181 28V27H180ZM196 28H197V30H196ZM206 28V29H205ZM211 28V29H210ZM64 29V30H63ZM94 29V30H93ZM97 29V30H96ZM105 29H106V32H108V33H110L109 35H108V33H107V35H108V38H109V40H106L105 38L107 37H105V34L106 33H104V31H105ZM204 29V30H203ZM4 30V31H3ZM108 30V31H107ZM196 30V32L194 33V31ZM211 30V31H210ZM225 31V32H224ZM264 31V30H263ZM56 32V33H55ZM58 32V33H57ZM65 32V33H64ZM170 32V33H169ZM202 32H204V33H202ZM206 32V33H205ZM240 32V33H241ZM66 33L67 34H69L68 36L66 35ZM156 33V34H155ZM159 33H161V34H159ZM168 33H169V35H168ZM243 33V34H244ZM59 34H60V36H59ZM103 34H104V36H103ZM191 34H192V38H191ZM197 34V35H196ZM216 34V35H215ZM226 34V35H225ZM42 35H40V34H37V36H42ZM97 35H95V36H97ZM204 35V36H203ZM222 35V36H221ZM240 35V34H239ZM263 35H264V32H263ZM36 35H34V37H35ZM36 36V37H37ZM53 36V37H52ZM62 36V37H61ZM94 36V38H92V40H95V41H97V39L98 38H100V37H95ZM149 36V37H148ZM226 36H228V37H226ZM233 36V37H232ZM35 37V38H36ZM67 37V38H66ZM105 37V38H104ZM207 37V38H206ZM74 38V39H73ZM96 38V39H95ZM107 38V39H108ZM161 38V39H160ZM164 38V39H163ZM206 38V39H205ZM222 38V39H221ZM70 39V40H69ZM155 39V40H156ZM168 39V40H167ZM169 39H170V41L172 42H170L169 41ZM10 40L11 41H16V39H11L10 38ZM9 40V42H11ZM92 40L90 39L89 41L90 42H92ZM167 40V41H166ZM189 40V39H188ZM199 40V41H198ZM217 40V41H216ZM238 40H240L241 42L240 43H238L239 41ZM107 41V42H106ZM161 41V42H160ZM164 41H166L168 44H166V42L164 43ZM220 41V42H219ZM109 42V43H108ZM171 44H170V43ZM219 43V44H217V43ZM225 42V43H224ZM93 43V42H92ZM163 43V44H162ZM205 44L204 45V49L206 50V52H208L209 51V53H206V52H204V53H201L202 52V46H203V44ZM233 43V44H232ZM107 44H109V46H107ZM193 44H196V45H193ZM200 44V45H199ZM202 44V45H201ZM237 44H239V45H237ZM163 45H165V46H163ZM231 45V46H230ZM89 46L91 47V48H89ZM98 48H97V47ZM110 46H112L111 48H110ZM167 46H168V48H167ZM226 46V47H225ZM87 47V48H86ZM94 47V48H93ZM100 47V48H99ZM107 47V48H106ZM196 49H195V48ZM245 47V48H246ZM96 48V49H95ZM106 48V49H105ZM166 48V49H165ZM87 49V50H86ZM98 49H102L103 51H105L106 52V50H107V52H109V51H111L112 50V53H108L107 54V56H108V58H105V56H106V53L105 52H103L102 50L100 51L99 50V52H98ZM109 49H111V50H109ZM228 49H230L231 51H229ZM71 50V51H70ZM75 50V51H74ZM90 50V51H89ZM197 50H199L198 51V53L196 52ZM201 50V51H200ZM205 50H203V51H205ZM219 50V51H218ZM250 50H252V49H250ZM72 51H73V53H72ZM78 51H81L80 53L78 52ZM217 51V52H216ZM225 51V52H224ZM77 52L79 53V55H77ZM98 54H97V53ZM237 52V53H236ZM242 51H240V53H241ZM81 53L82 54H85V55H87V54H90V59H92V60H94L96 63H93L92 64V66H90V67H86V66H76V65H74L73 67L76 69H74V68H71V66H67L68 65V63L66 62V61H73V62H75L76 61V63H79L80 61L81 62H86L85 60H87L85 57H83V55H81ZM93 53H95L94 55H93ZM105 54V56H104V54ZM213 53V54H212ZM234 53V54H233ZM238 54V55H236V54ZM103 54V58H105L106 59V62H108L107 61V59L109 60V62L107 63V65H109V63H110V66H103L104 67V70H103V67H102V65L101 64H103V62H102V58H101V56H100V58L102 59H100L99 57H98V55H102ZM110 54H112V55H110ZM195 54V55H194ZM201 54V55H200ZM208 54V56L206 57V55ZM229 54V55H228ZM231 54V55H230ZM243 53H241V55H242ZM251 54V53H250ZM69 55V56H68ZM75 55V56H74ZM220 55V56H219ZM82 56V57H81ZM96 58H95V57ZM106 56V57H107ZM205 56V57H204ZM223 57V59H222V57ZM237 56V57H236ZM240 56V55H239ZM75 57V58H74ZM110 57H111V59H110ZM213 57V58H212ZM220 57V58H219ZM227 57V58H226ZM233 57H235V58H233ZM68 58H71L70 60L68 59ZM93 58H95V59H93ZM113 58V59H112ZM205 58L206 59V61H205V59L203 60V59ZM238 58H240V57H238ZM77 59H79V60H77ZM82 59V60H81ZM97 59H99V60H97ZM100 60H101V62H100ZM112 60V61H111ZM114 60V61H113ZM243 60V59H242ZM250 60V63H252V61H254V60H251V59H249ZM79 61V62H78ZM231 61V62H230ZM113 62V63H112ZM242 62H245V60L244 61H242ZM67 63V64H66ZM193 63H194V65H193ZM239 63V62H238ZM237 63V65H239ZM260 63V62H259ZM74 64V63H73ZM114 64V65H113ZM200 64V65H199ZM202 64V65H201ZM226 64V65H225ZM243 64V63H242ZM253 64V63H252ZM46 65V66H45ZM57 65V66H56ZM79 65V64H78ZM99 65V66H98ZM106 65V64H105ZM209 65V66H208ZM214 65V66H213ZM248 65H250L249 64V62H248V64L246 65V66H248ZM24 66V67H23ZM60 66H61V68H60ZM194 66V67H193ZM198 66V67H197ZM201 66V67H200ZM215 66H217V67H215ZM230 66H232V68L230 67ZM251 66V65H250ZM20 67V68H19ZM66 67V68H65ZM68 67H69V69H68ZM184 67V66H183ZM221 67V68H220ZM239 68V70H237L238 68ZM29 68V69H28ZM51 68V67H50ZM64 68V69H63ZM88 68V69H87ZM99 68V69H98ZM123 68V69H122ZM197 68V69H196ZM212 68V69H211ZM19 69V70H18ZM47 70V72H46V70ZM68 69V70H67ZM106 69V70H105ZM233 71H232V70ZM49 70H51V69H49ZM70 70V71H69ZM75 70V71H74ZM99 70V71H98ZM102 70H103V73L105 74H103L102 73ZM109 70H111V71H109ZM196 70V71H195ZM207 70V71H206ZM214 70V71H213ZM248 70H249V68H248ZM264 70V69H263ZM93 71V72H92ZM114 72V74L112 75V73L111 72ZM115 71H116V73H115ZM200 71V72H199ZM19 72H20V74H19ZM34 72V73H33ZM49 72V73H48ZM66 72V73H65ZM214 72V73H213ZM226 72V73H225ZM249 72V71H248ZM247 72V73H248ZM47 73H48V75H47ZM84 73V74H83ZM260 73V74H259ZM257 75L255 74V77L254 78H256V82H254L253 81V79L252 80H250L248 83H247V86H248V88L249 89H247L248 91V94L249 93H252V92H254V90L258 93V94H262L261 93V91L263 90L262 88H264L263 86L264 85H262V88H261V90L259 91V89H260V86L261 85H258V84H261L262 82V84H264V73H263V71L262 72H259ZM261 73H262V75H261ZM16 74H18L19 76L17 77L16 76ZM23 74H25V75H23ZM83 74V75H82ZM92 74V75H91ZM99 74H101V75H99ZM224 74V75H223ZM37 75H39L38 77H37ZM212 75V76H211ZM250 75V74H249ZM21 76V77H20ZM33 76H35V77H33ZM105 76V77H106ZM248 76V75H247ZM258 77V79H257V77ZM262 76V77H261ZM4 77V76H3ZM2 77V78H3ZM15 77V78H14ZM42 77H43V80H42ZM217 77H219V78H217ZM230 77V78H229ZM17 78H20V79H23V80H25V81H23V80H20V79H17ZM29 78V79H28ZM46 78V79H45ZM48 78V79H47ZM68 78V79H67ZM92 78V79H91ZM94 78V79H93ZM100 78V79H99ZM110 78H112V79H110ZM215 78V79H214ZM224 78V79H223ZM229 78V79H228ZM259 78H263L262 79V81H261V79H259ZM37 79V80H36ZM41 79V80H40ZM89 79V80H88ZM91 79V80H90ZM115 79H113V81H112V84L115 82ZM219 79V80H218ZM1 80L3 81L2 83H1ZM28 80V81H27ZM56 80V79H55ZM85 80H88V81H85ZM97 80V81H96ZM216 80V81H215ZM234 82H233V81ZM21 81H23V82H21ZM205 81V82H204ZM218 81H219V83H218ZM227 81V82H226ZM231 81V82H230ZM4 82H6V81H4L3 79H1V76H0V86H1V89H2V87H3V89H5L6 87H4L5 86V83ZM86 82V83H85ZM191 82H193V81H191ZM212 82V83H211ZM14 83V84H13ZM26 83V84H25ZM33 83V84H32ZM49 83V85H47ZM223 83H225V84H223ZM227 83V84H226ZM229 83V84H228ZM231 83V84H230ZM233 83H235V84H233ZM254 83H258L257 85H256V87H252V84H254ZM4 84V85H3ZM17 84V85H16ZM20 84V85H19ZM61 84V85H60ZM102 84V85H101ZM130 84V87H129V90L131 91L132 90V85H134L133 84V82H130L129 83ZM139 84H141V82H139ZM194 84V82L191 84V85H193ZM194 84V85H195ZM63 85V86H62ZM229 85V86H228ZM232 85V86H231ZM40 86V87H39ZM54 86H56V88L54 87ZM68 86V87H67ZM254 86V85H253ZM42 87V88H41ZM48 87H49V89H48ZM61 87V88H60ZM209 87V88H208ZM219 87H223V89H218ZM225 87V88H224ZM253 88V91L251 92V90H252V88ZM257 87H259V89H257L256 90V88ZM15 88V87H14ZM52 88V89H51ZM65 88H67V89H65ZM71 88V89H70ZM201 88H203V89H201ZM216 88H217V91H216ZM22 89V88H21ZM24 89V90H25ZM57 89V90H56ZM61 89V90H60ZM73 89V90H72ZM210 89V90H209ZM38 90V91H37ZM60 90V91H59ZM223 90V91H222ZM249 90H250V92H249ZM59 91V92H58ZM63 92L62 94L60 93V92ZM67 91V92H66ZM200 91V92H199ZM213 91V92H212ZM232 91V92H231ZM37 92V93H36ZM49 92V93H48ZM106 92V93H105ZM197 92V93H196ZM209 92V93H208ZM237 92V93H236ZM247 92H246V94H247ZM262 92H264V90L262 91ZM37 94L36 96L34 95V94ZM78 93V94H77ZM104 93L106 94L105 95V97L103 96L104 95ZM201 93V94H200ZM40 94V95H39ZM82 94V95H81ZM191 94V93H190ZM247 94V97L249 96V97H251L250 96V94L248 95ZM110 95V96H109ZM108 96L110 97V100H108V101H111V100H116V98H115V96L113 95V96H111V94H109ZM206 95V96H205ZM227 95V96H226ZM130 96L131 97H133L131 100H133V101H138V102H140V103H142V102H149V103H153L152 102V99H151V97H149V98H145V97H142L141 95H139V94H136V93H133L132 95L130 94ZM31 97H33V98H31ZM35 97V98H34ZM47 97V98H46ZM112 98V99H111ZM115 98V99H114ZM173 98V97H172ZM172 98H168V99H166V100H170L171 102L175 99H172ZM223 99V98H222ZM36 102V104L34 103V102ZM37 101H40L41 102V104L42 105H46L45 106V108H44V106H42L41 105V107H38L40 104H39V102H38V104H37ZM107 101V102H108ZM162 100H159V101H156V102H161ZM170 101H168V102H170ZM223 101V100H222ZM33 102V103H32ZM85 102V103H84ZM173 102H178L177 101V99H176V101H173ZM180 102V101H179ZM179 102H178V107H176V108H178V109H181L182 107H181V105H179ZM24 103H26L25 105L27 106H25L24 105ZM90 103V104H89ZM105 103V104H104ZM224 103H226V102H222L221 103V108L223 109V108H225V110H227V108H226V105L224 104ZM0 104H1V102H0ZM32 104V105H31ZM33 104H34V106H33ZM98 104V105H97ZM175 103H173V105H174ZM26 107V108H23L24 106ZM75 105V106H74ZM85 105V106H84ZM166 104H164V106H163V104H159L158 105V107H160V108H162V107H164L165 109H162V110H166L167 109V105L165 106ZM176 106H177V104H175ZM174 105V106H175ZM21 106H22V108H23V110H25V109H27L26 111H28V112H34L35 113V111H36V108L35 107H38V108H43L44 110L43 111H41L40 113H39V115H40V117L38 116V118H37V120L38 119H40V120H38L40 123H38L37 124V122H36V126L37 127H39L38 125L40 124V126L42 127V129H44L43 130V132H41V130L40 131H37L35 128H36V126L35 125H33V127L32 126H29V125H27V124H25L24 125V127H20V126H22L21 124L19 125V123L18 124H13L12 122H6V121H3V119L4 118H6V119H8L9 120V118L11 117V115H13V117H12V119L14 120V118L16 117V118H22L23 117V115H24V117H26L27 115V113H25L22 109H21ZM77 106V107H76ZM83 106V107H82ZM223 106V107H222ZM47 107V108H46ZM169 107H170V105H169ZM168 107V108H169ZM0 108H3V107H1L0 106ZM9 108V109H8ZM30 108H32V109H30ZM51 108V109H50ZM80 108V109H79ZM105 108H106V110H105ZM173 108V107H172ZM11 109V110H10ZM48 109H49V111L51 112H49L48 111ZM73 109V110H72ZM158 109V108H157ZM175 109V108H174ZM20 110V111H19ZM31 110V111H30ZM34 110V111H33ZM46 110V111H45ZM52 110V111H51ZM58 110V111H57ZM162 110H160L161 111V113L160 114H163V113H165V112H169V110H170V108H169V110L167 109V111H163V113H162ZM183 110V109H182ZM16 111H18V113L16 112ZM154 111H156V110H154ZM159 111V110H158ZM157 111V112H158ZM184 111V110H183ZM14 112H15V115H14ZM24 112V113H23ZM44 112V113H43ZM92 112H94V113H92ZM157 112H155V113H157ZM167 112V113H168ZM175 112H178V111H175ZM249 112V111H248ZM248 112H246L245 114L247 115L248 114ZM17 113V114H16ZM36 113H37V111H36ZM154 112H151V113H149V115L148 116H150V117H152V118H154V117H156V114H155ZM170 113V112H169ZM168 113V114H169ZM184 113V112H183ZM19 114H20V116H19ZM29 114V113H28ZM47 114H48V116H47ZM74 114V115H73ZM160 114H158V116H157V119L155 120V121H153V123L151 122V124H150V126H147L146 127V130L147 131H149V133H148V135L150 136H153V135H156V133L158 132L157 131V129L159 128V123L160 122H158L159 120H158V118L160 119ZM172 114V113H171ZM171 114H169V116L171 115ZM42 115V116H41ZM51 115V116H50ZM55 115V116H54ZM76 115V116H75ZM103 115H104V117H103ZM166 115V114H165ZM50 116V117H49ZM72 116V117H71ZM164 116V115H163ZM166 116H168V115H166ZM248 116V115H247ZM4 117V118H3ZM44 117V118H43ZM48 117V118H47ZM70 117V118H69ZM93 118V120H92V118ZM61 118V119H60ZM68 118L69 119H71L70 121H71V123H70V125H69V120H68ZM101 118H103L101 121H100V119ZM5 119V120H6ZM48 119V120H47ZM42 120H43V122H42ZM51 120V121H50ZM66 120V121H65ZM91 120L93 121V122H91ZM2 121V122H1ZM49 122V124H50V122H52L50 125H47L48 124V122ZM64 121V122H63ZM73 121V122H72ZM4 122V123H3ZM5 122H6V124L7 125H5ZM91 122V123H90ZM42 123V124H41ZM62 123V124H61ZM66 123V124H65ZM94 123V124H95ZM57 124H59V125H57ZM94 124H91V125H94ZM12 125H13V128H11L12 127ZM45 125V126H44ZM66 125V126H65ZM87 125V126H86ZM90 125V126H91ZM100 125H97V126H99L100 127ZM152 125V126H151ZM3 126V127H2ZM17 126V127H16ZM26 126V127H25ZM28 126V127H27ZM47 126V127H46ZM57 126V127H56ZM74 126V127H73ZM89 126V127H90ZM96 126V125H95ZM52 127V128H51ZM63 127V128H62ZM72 127H73V129H72ZM5 128H6V130L7 129H9L10 128V130L11 131H6L5 130ZM28 128V129H27ZM29 128H31V129H29ZM34 128V129H33ZM48 128H51V129H49V130H51V131H49L48 130ZM56 128V129H55ZM59 128V129H58ZM71 129V131H72V133H70L71 131H70V129ZM76 128V129H75ZM85 128V130H87V129H91L90 131H92V129H93V126L92 127H90V128H87L86 129ZM97 127H95L94 129H96ZM226 128H227V126H226ZM259 128V127H258ZM13 129H14V131H16L17 133H22L21 131H23V133H25L24 135H30L29 137H33L32 139H34V141L36 140V145H33V146H38V148L39 149H37V150H35V149H33L34 150V152L35 153H37V154H40L39 156L40 157H37L36 158V160H35V162H37V160H38V163L39 162H43V160H45V162L47 161V159H48V161H49V163H48V161H47V163L49 164H45V166H44V168H41L40 169V167H38V166H36L37 165V163H35V165H34V162L33 163H29V162H32V161H30L31 159H32V157L31 158H29V159H26V158H21V157H17L19 160H21L22 159V161L24 162V163H26V164H21V163H19V164H21V165H19L18 164V162L15 164V160H13L12 162H11V164L12 163H14V165H11V167H9V165H7L8 163H7V161H6V157H5V153H4V151L2 152V145H5V144H3V142L4 141H2L1 142V140H5L6 138H9V140L8 139H6L5 141H11V142H15V145H17V147H19V149L21 150V147H22V149H24L23 151H27V146L24 144V142L23 141H21V137L20 136H18V138L20 139V140H17V139H14V137H12V135L11 136H9V135H7V134H9L8 132H13ZM20 129V130H19ZM47 129V130H46ZM66 129V130H65ZM79 129V131H77V132H81V130ZM84 129V128H83ZM82 129V133H80V134H84L86 131L85 130H83ZM31 130V131H30ZM53 130V131H52ZM60 130V131H59ZM62 130L64 131V132H62ZM89 130L87 131L88 132V134L89 135H91L92 133H90L89 132ZM28 133H27V132ZM47 131V132H46ZM48 131L50 132V133H48ZM58 131V132H57ZM85 131V132H84ZM2 132L4 133V135H5V137H4V135L2 134ZM36 132H37V134H36ZM46 132V133H45ZM55 132H57V134H55ZM75 132V133H74ZM84 132V133H83ZM22 133V134H23ZM41 133H43V134H41ZM52 133V134H51ZM59 133V134H58ZM68 133V134H67ZM33 136H32V135ZM35 134V135H34ZM39 134V135H38ZM54 134V135H53ZM70 134V135H69ZM75 134V135H74ZM80 134H78V137L80 136ZM86 134V133H85ZM3 135V136H2ZM47 135H48V138H47ZM60 135V136H59ZM69 135V136H68ZM87 135V134H86ZM88 135V136H89ZM102 135H105V133L104 134H102ZM38 136H39V138H38ZM41 136V137H40ZM51 136V137H50ZM64 136V137H63ZM12 137V138H11ZM35 137H37V138H35ZM17 138V137H16ZM47 138V139H46ZM55 138H57V140L55 139ZM81 138H83V137H80V139ZM49 139V140H48ZM63 139V140H62ZM78 139V138H77ZM20 141H21V143H20ZM44 141V142H43ZM65 141H69V142H65ZM2 143V144H1ZM18 143V144H17ZM46 143V144H45ZM152 142H150V144H151ZM25 146H24V145ZM54 146H53V145ZM148 145V146H151V145ZM21 145V146H20ZM47 145V146H46ZM62 147L63 149H64V151H72L73 152V154H74V156H75V152H77V155H76V158L74 159V158H71V160L73 159L74 160V162H73V164H74V167H75V169L73 170V168H72V163H70V162H72V161H70L69 163L71 164L70 166H68V159H67V157L65 156V153H64V156L65 157H63V152L61 153V151H59L58 149H59V147ZM58 148V149H57ZM82 148V147H81ZM41 149V150H40ZM46 149V150H45ZM47 149H48V151H47ZM49 149H51V150H49ZM57 151H56V150ZM76 149H77V151H76ZM79 149V150H78ZM82 150V149H81ZM37 151V152H36ZM50 151V152H49ZM107 151V150H106ZM21 152V151H20ZM31 152L32 153H34L32 150H31ZM59 152V153H58ZM79 152H81V151H79ZM82 153V152H81ZM108 152H106L105 154H104V156H107L108 154H107ZM4 154V155H3ZM45 155V156H44ZM56 155H58V156H56ZM61 155V156H60ZM81 155V154H80ZM38 156V155H37ZM62 157V158H60V157ZM3 157V158H2ZM5 157V158H4ZM49 157V158H48ZM21 158V159H20ZM40 158H42L43 160H40ZM45 158V159H44ZM63 158H66V159H63ZM106 158V157H105ZM2 159V160H1ZM5 159V160H4ZM18 159H16V161H18ZM33 159H35V157L33 158ZM59 159V161H56V160H58ZM61 159V160H60ZM65 160H66V162H65ZM176 160V161H175ZM179 160L181 161L182 159H180L178 156H177V158L176 159H174V160H172V161H170V163L171 162H173L172 164H175L177 161L179 162ZM22 161H19V162H22ZM54 161H56V162H54ZM79 161H81L80 163H77V162H79ZM88 161H89V159L87 160V163H88ZM91 161V160H90ZM152 161V160H151ZM150 161V162H151ZM154 161V160H153ZM152 161V163L153 164H151V166H153V167H151L150 165H149V167L150 168H155L156 167V164L154 163ZM41 162V163H42ZM44 162V163H45ZM53 162V163H52ZM86 163V160L84 159V161H83V163ZM93 162V161H92ZM92 162L90 163V164H88V165H91L92 164ZM97 162V161H96ZM182 163H180V165H178V168L181 170H183V169H185L186 170V167L189 169V167H188V165H184L183 166V161H181ZM2 163V164H1ZM5 165H4V164ZM41 163H39V164H41ZM50 163H51V165H50ZM55 163V164H54ZM57 163V164H56ZM66 163V164H65ZM82 163V164H83ZM84 163V164H85ZM87 163H86V165H87ZM94 163V162H93ZM98 163V162H97ZM101 163H105V162H101ZM168 164L169 166L171 165V164ZM18 164V165H17ZM43 164V163H42ZM61 164V165H60ZM65 164V165H64ZM75 164H80L79 165V167H78V165H77V167H76V165ZM83 164V165H84ZM178 164V163H177ZM16 165H17V167H16ZM102 165H104V164H102ZM126 165V164H125ZM3 166V167H2ZM6 166V167H5ZM34 166V167H33ZM41 166V165H40ZM42 166V167H43ZM46 166H47V168H46ZM57 166H59V167H57ZM65 166H67V169H68V167H69V171L67 170V169H64V168H66ZM94 166L96 167V165H93V168H94ZM99 166H100V164H99ZM99 166H97V167H99ZM106 166V164L104 165V167ZM128 166H130V165H128ZM133 165H131V167H132ZM165 166L166 167H168V169L169 168H171L172 167V165H171V167H169V166H167L166 164H165ZM184 168H183V167ZM18 168L17 170H16V168ZM22 167H24V168H22ZM28 169V170H31L30 172H28V170H27V172H28V174H31V173H34L33 172V170L36 172V173H38V174H40V175H42L41 176V179H37L36 178V176L38 175H35V177L33 176V179H35L36 181L37 180H40V182L39 181H37L38 183H36V181L34 180V181H32V183L34 184V182L36 183V184H40V183H42V181L41 180H43V181H45L44 179H42V177L44 178L45 177V174L49 171L50 172V170L52 169V171H55L56 173H59V174H57V176H59L60 178H58L57 176H55V178H54V175H50V174H48L47 173V177H48V175H50L49 177L51 178V180H52V178H54V179H56V177L58 178V179H61V181L60 182H57L56 183V181H59L58 179H56V180H54L53 179V181L51 182V181H48L49 183H50V185L52 186V188H51V190H50V185H48V183H47V180H49L50 178L48 177H45V179H46V181H45V184L46 185H48V187L46 186V185H41L40 184V186H42V187H44V188H42V189H44L43 191H45V189H48V190H46V192H45V195H47L48 197H46L45 198V196L44 195H42L41 196V193L43 192L42 190H40V186L37 188V190H39V191H35V193H39L40 191H41V193H39L38 195L36 194V195H32L31 193H34L33 192V190H35L34 189V186L33 185H31V184H27L28 183V181L27 180H33V179H31L32 177H31V175L30 176H28V177H31L30 179L28 178H26L27 176L25 175V174H23L25 171H26V168ZM50 168V170H48L49 168ZM56 167H57V169H56ZM83 168L84 167H87V166H82ZM90 167V166H89ZM100 167H102V166H100ZM104 167H102V168H104ZM166 167H165V169L164 170H168V169H166ZM173 167H176V165H173ZM262 167H264V166H262ZM14 169L15 168V170H16V172L15 173H13V171H15V170H11V169ZM32 168V169H31ZM60 168V169H59ZM62 168V169H61ZM72 168V169H71ZM123 168H125V170L123 169ZM130 168V167H129ZM178 168H176L177 170H178ZM257 168V167H256ZM20 169H22L21 171H20ZM24 169V170H23ZM38 169V170H37ZM45 169L47 170L46 172H44L45 171ZM105 169H106V167H105ZM108 169H110V167L108 168ZM174 168H171V170H172V173L175 171V170H173ZM257 169H259V172H258V174H260V180H259V178H258V176H257V178H258V180L260 181V183H262L264 180V169L263 168H261V167H258ZM263 169V170H262ZM60 170V171H59ZM62 170V171H61ZM63 170H65L66 172H68L67 174H65V172H63ZM71 170H72V172H71ZM81 170H83V172L82 173H84V171H86L87 172V170L88 169H81ZM80 170V171H81ZM129 170H131V169H129ZM170 170V171H171ZM256 170V169H255ZM255 170H253V173H255L256 171ZM20 171V172H19ZM59 171V172H58ZM106 171V170H105ZM252 171V170H251ZM255 171V172H254ZM263 171V172H262ZM19 172V173H18ZM61 172V173H60ZM71 172V173H70ZM85 172V173H86ZM169 172V171H168ZM168 172H166L167 174H169ZM177 172H179V170L177 171ZM177 172H175L176 173V175H177ZM262 172V173H261ZM42 173V174H41ZM51 173V172H50ZM54 173V172H53ZM79 173V172H78ZM108 172H106V174H107ZM171 173V172H170ZM171 173V174H172ZM250 173V172H249ZM252 173V172H251ZM250 173V174H251ZM17 174V175H16ZM23 174V175H22ZM27 174V173H26ZM52 174V173H51ZM79 174H81V173H79ZM89 174H91V172L89 173ZM89 174L87 173V175H88V177H89ZM118 174V175H117ZM125 175V176H123V175ZM171 174H169V175H171ZM174 174V173H173ZM11 175H12V177H11ZM86 175V174H85ZM85 175L83 176V177H85ZM122 176V178L120 177V176ZM252 176H254V174H251ZM255 175H256V173H255ZM23 176V177H22ZM101 177L102 179H100L99 177ZM107 175H105V177H106ZM13 177L15 178V179H13ZM19 177V178H18ZM37 177H39V176H37ZM62 177V178H61ZM74 177V178H75ZM82 177V178H83ZM92 177V178H93ZM125 177V178H124ZM172 177H174L173 175H172ZM176 177H178V176H176ZM176 177H174V178H176ZM12 178V179H11ZM17 178V179H16ZM24 178V179H23ZM40 178V177H39ZM86 178V177H85ZM253 178H256V176H254V177H252V179L251 178H249V180H251L252 182H254V179ZM27 179V180H26ZM87 179H89V178H87ZM87 179L86 180H84V178H83V180H81L82 181V184H83V186H85V183L86 182H88L87 181ZM106 179H108V177H106ZM112 179H114V180H112ZM122 179V180H121ZM144 179H146V177L144 178ZM101 180V185H100V183H98L99 181ZM119 181V184H118V181ZM124 183H122L124 186H122V184L120 185V183H121V181ZM123 180H125V181H123ZM128 180H131V178L129 179L128 178ZM257 179H255V182H257L256 184L258 185L257 186V190L259 191V193H261V192H264V187L262 188V186L264 185H262V184H260L259 185V181H258ZM27 182L26 184H27V186H26V190L25 189H23L25 186H24V184H22V182L23 183H25V182ZM54 181H55V184H54ZM83 181H86L85 183L83 182ZM89 181H91V178L89 179ZM127 181V182H126ZM115 182H116V184H118L119 185V187H118V185L115 187ZM145 181H141V184H143ZM20 183V184H19ZM44 183V182H43ZM53 183V184H52ZM95 183V184H96ZM126 183V184H125ZM264 183V182H263ZM24 186H22V185ZM130 184V183H129ZM62 186H63V184H61ZM75 185V184H74ZM74 185L72 186L73 188H74ZM80 185V184H79ZM90 185V182H88V186ZM106 185H108V184H106ZM47 188H46V187ZM56 186V185H55ZM54 186V187H55ZM82 185H80V187H81ZM128 186V187H127ZM2 187H3V189H2ZM29 187V188H28ZM32 187V188H31ZM57 187V186H56ZM98 187V186H97ZM121 187H122V190H121ZM126 187V188H125ZM6 186H4V185H2V184H0V192H2V190H4L3 192H5V193H9V192H11L10 193V197L11 198H13V196H12V189L11 188H7L8 190H6ZM31 188V189H30ZM35 188H36V185H35ZM76 188V187H75ZM74 188V192H77V191H79V187H78V190H76ZM116 188V189H115ZM143 188V187H142ZM259 188L262 190H259ZM10 189V190H9ZM29 189V190H28ZM33 189V190H32ZM61 189V188H60ZM96 189H99V188H96ZM117 189H118V191H120L121 190V192H123V193H120L119 194V192L117 191ZM120 189V190H119ZM127 189H128V192H127ZM148 189V188H147ZM19 190V191H18ZM31 190V191H30ZM57 190H59V192H57ZM70 191V193H71V195H73V196H71L70 195V193L69 192H66V191ZM72 190V189H71ZM105 190H107V194H106V192H105ZM109 190L111 191V192H109ZM124 190H126V191H124ZM16 190H14V192H15ZM89 191H91V192H89ZM114 191V192H113ZM116 191V192H115ZM189 191V190H188ZM24 192V193H23ZM53 192V193H54ZM113 192V193H112ZM124 192H126L125 194H124ZM27 193V194H26ZM112 193V194H111ZM114 193H116V197L112 200L111 199V201L109 200V196H115L114 195ZM118 193V194H117ZM43 194V193H42ZM108 194H111V195H108ZM123 194V195H122ZM127 194V195H126ZM263 194V193H262ZM80 195V196H81ZM106 195L108 196V198L106 197ZM124 195H126V196H124ZM28 196V197H27ZM31 196H37L36 197V199L33 197H31ZM38 196H40V197H38ZM120 196H122V198L120 197ZM264 196V195H263ZM26 197V198H25ZM42 197V198H41ZM87 197V196H86ZM123 197L124 198H126L127 197V199H125V200H123ZM29 198H31V200L32 199H34L33 201L34 202H36L37 203V201L36 200H40V199H38V198H41V200L40 201H42V203H44V204H40L39 205V202H38V205H37V208H41V211H40V213H37V214H40V215H38V216H41L42 215V217H35L36 216V214H35V212H34V210H33V208L32 207H34L35 205H36V203H34V206L32 205V203H31V200L29 199ZM44 198V201L42 200ZM56 198H57V196H56ZM88 198V197H87ZM92 198V199H91ZM111 198V197H110ZM119 198V199H118ZM121 198V199H120ZM130 200H129V199ZM27 199V200H26ZM29 199V200H28ZM84 199V200H83ZM105 199V200H106ZM17 200H20V201H17ZM49 202V203H51L53 206H55V208H49L50 207V205H49V203H47V201ZM56 200H58V198L56 199ZM61 200H59V202L61 201ZM131 200H132V202H131ZM86 201H87V199H86ZM88 201V202H89ZM91 201V202H92ZM122 201V202H121ZM125 201V202H124ZM128 201V202H127ZM19 202H21V204H19V208H17L18 206V203ZM55 202V201H54ZM62 202V201H61ZM72 202H71V204L70 205H72ZM77 202H76V205L75 206H77ZM88 202H87V206H84V207H88L89 206V208H90V206H91V204L90 205H88ZM106 202V201H105ZM41 203V202H40ZM56 203V202H55ZM82 203V204H83ZM86 203V202H85ZM125 203H130V205H128V204H125ZM16 204V205H15ZM23 204V205H22ZM74 204V203H73ZM80 204H79V206L78 207H76V209H74V211L76 210L77 211V208H79V207H81L80 206ZM93 204V203H92ZM119 204H121V205H119ZM27 207H26V206ZM86 205V204H85ZM124 205V206H123ZM16 207L15 208V210H14V207ZM49 206V207H48ZM129 206V207H128ZM133 206H134V202H133ZM133 206H132V208H133ZM21 207H23L24 209L22 210L21 209ZM29 207V208H28ZM83 207V205H82V209L84 208ZM92 207L90 208V211L89 212H91V209H92ZM114 207H111V209L110 210H113L114 209ZM35 208V207H34ZM49 208V209H48ZM56 208H59V209H56ZM65 208V207H64ZM66 208V209H67ZM85 208V210H84V212H87V210H89V208H87L86 209ZM106 208L104 207V210H106ZM110 208V207H109ZM113 208V209H112ZM19 210V212H17L18 210ZM81 209V211H82V213H83V210ZM119 209H121V210H119ZM12 210V211H11ZM21 210L23 211L22 213H21ZM39 209H37L36 210V212L38 211ZM79 211H80V209H78ZM93 210V209H92ZM123 210H124V212H123ZM7 213H6V212ZM16 211V212H15ZM33 211V212H32ZM75 211V212H76ZM78 211V212H79ZM128 211H129V213H128ZM11 212V213H10ZM15 212V213H14ZM39 212V211H38ZM50 212H52L53 213V215H54V221H52L53 220V218L52 219H50V220H48V218H47V220H46V215H49L50 217L52 216L53 217V215H51V213ZM64 212L66 213V214H64ZM78 212H77V217L76 218H78V216H79V214H78ZM243 212V211H242ZM245 212V211H244ZM243 212V213H244ZM257 211H255V213H256ZM23 213H24V215H23ZM34 213V214H33ZM72 213H73V211H72ZM71 213V214H72ZM242 213V215H244ZM1 214V213H0ZM8 214V215H7ZM11 214V215H10ZM14 214V215H13ZM33 214V215H32ZM81 214V213H80ZM84 214H86V213H83V214H81V215H84ZM256 214H258V213H256ZM18 215V216H17ZM22 215V216H21ZM241 215V214H240ZM10 216V217H9ZM14 216V217H13ZM64 216V217H63ZM111 216V219L113 218L114 219V222H113V220L112 221H110L111 223V228H112V226H113V229L112 230H109L111 233H112V236H110L111 238H114V239H107V241L108 240H110L109 242H107L109 245L107 246V243H104L103 242V238L106 236V234H109V235H111L110 233H109V231L106 229V227H105V223L107 222V219H109V217ZM258 216V215H257ZM9 217V218H8ZM25 217V218H24ZM43 217H44V219H43ZM49 217V218H50ZM62 217V218H61ZM71 217V216H70ZM68 218L69 220L72 218ZM75 217H74V214H73V218H72V221H71V223L70 224H72V223H74L75 222ZM119 217H122V218H119ZM259 217V216H258ZM11 218V219H10ZM35 218V219H34ZM59 218V219H58ZM79 218H80V216H79ZM93 218V217H92ZM91 218V220L93 221V219L94 218H96L95 216H94V218L92 219ZM241 218H245V217H241ZM15 219V220H14ZM57 219V220H56ZM67 219V220H68ZM110 219V220H111ZM0 220V221H1ZM21 220V221H20ZM34 220V221H33ZM44 220H45V223H44ZM68 220V221H69ZM104 220H106V221H104ZM119 220V221H118ZM121 220V221H120ZM244 220V219H243ZM9 221V222H8ZM12 221H13V223L14 224H12ZM26 221V222H25ZM68 221H67V223L66 222H64V224H65V226H67L68 227V225H66V224H69L68 223ZM81 221H82V219H81ZM83 221H84V219H83ZM95 221V220H94ZM93 221V222H94ZM109 221V220H108ZM247 220H245V222L244 223H242L241 222V224L242 225H244L245 223H247L246 222ZM100 222H103V224H102V226L103 227H105V230H107L106 232H105V230H104V232H105V236L103 237L102 236V232H103V230H102V232H101V234H100V232H99V229L101 230V228H103L102 226H98L99 224H100ZM112 222L114 223L113 225H112ZM126 222V223H125ZM258 222V221H257ZM20 223V224H19ZM49 223H51L50 225H49ZM119 223V224H118ZM128 223V224H127ZM57 224V226H59ZM107 224V223H106ZM249 224V223H248ZM248 224H246V225H248ZM258 224V223H257ZM22 225V226H21ZM36 225V226H35ZM109 225V224H108ZM122 225H125V229H124V226H122ZM128 225V226H127ZM26 226V227H25ZM28 226V227H27ZM46 226H47V228H46ZM64 226V227H65ZM72 226V225H71ZM120 226V227H119ZM122 226V227H121ZM131 228H130V227ZM258 227L260 226L259 224L257 225ZM13 227H16V228H21V227H24V228H22L23 229V232H22V234H18V235H20V236H22V237H17V235H16V233H15V229L13 228ZM100 227V228H99ZM119 227V228H118ZM129 228V230H130V232L131 233H129V231H128V228ZM249 227V226H248ZM262 227V226H261ZM38 228V229H37ZM49 228V229H48ZM56 229L57 230V232H58V234H56V233H54V232H52V233H54L53 235H51V233L50 234H46L49 230L50 231H52V229ZM70 228V227H69ZM75 228H73L72 227V231H74L75 233H76V231L74 230ZM80 228V229H79ZM108 228V227H107ZM124 230H123V229ZM252 228L254 229V227L252 226ZM251 228V229H252ZM263 228V227H262ZM5 229V230H4ZM26 229V230H25ZM27 229H29V230H27ZM64 229H66V231L67 230H69L70 231V229H68V228H64ZM122 229V230H121ZM247 228H245L244 229V232H245V230H246ZM260 229V228H259ZM258 229V230H259ZM264 229V228H263ZM11 230H13L14 231V234H12L13 233V231H11ZM25 230V231H24ZM81 230V231H80ZM132 230H133V228H132ZM243 230V229H242ZM262 230V229H261ZM12 233H11V232ZM33 231V230H32ZM44 231V232H43ZM66 231H64V232H66ZM72 231H70V233L72 232ZM94 231H92V232H89V233H92V234H94L93 232ZM122 231V232H121ZM127 231V232H126ZM249 231H251L250 230V228H249ZM248 231V233H250ZM255 231V230H254ZM63 232V233H64ZM73 232V233H74ZM103 232V233H104ZM117 232V233H116ZM252 232V231H251ZM2 233V234H1ZM23 233L25 234V236L23 235ZM27 233V234H26ZM32 233V232H31ZM35 233V232H34ZM41 233V234H40ZM46 235H45V234ZM73 233H71V234H73ZM84 233V232H83ZM118 233H120L119 234V236H118ZM122 233V234H121ZM174 233V232H173ZM178 233V232H177ZM177 233H174V234H177ZM245 233H247V232H245ZM253 233V232H252ZM252 233H250V234H252ZM259 233H264V232H262V231H258V233H257V237H258V235H259V237L257 238L258 239V241H256V242H258V244L260 245L259 246V249H260V247H262V249H263V247H264V245L262 246L259 242V238L260 237H262V236H260V234ZM5 235V237H6V235H8V234H10V235H8V238L6 237H4V235ZM56 234V235H55ZM70 234V235H71ZM86 234V236H88V234L87 233H85ZM85 234L83 235V236H85ZM92 234H89V235H92ZM125 234H128V236L126 235L125 237H127L126 239H124V235ZM255 234V232L253 233V235ZM13 235V236H12ZM31 235H32V238H31ZM47 235H49V237H47ZM51 235V236H50ZM104 235V234H103ZM129 235H131V236H129ZM132 235H133V237H132ZM178 235V234H177ZM245 235V234H244ZM249 235V234H248ZM10 236L12 237V238H10ZM46 236V237H45ZM52 236H54L55 237V239H54V237H52ZM56 236H57V238H56ZM73 236H75V238L74 237H72V242L74 241V240H76V235H73ZM79 236V235H78ZM77 236V237H78ZM83 236H82V238H81V235H80V238L82 239V240H84L83 239ZM247 236V235H246ZM251 236V235H250ZM16 238L15 239V241H14V239L13 238ZM36 237V238H37ZM70 237V238H71ZM89 237V236H88ZM96 237V238H95ZM107 237H108V235H107ZM120 237V241H118V239L117 238H119ZM133 238V239H129V238ZM135 237V238H134ZM252 237V236H251ZM251 237H248V239L250 238L251 239ZM254 237L255 236H253V238L252 239H254ZM20 238H21V240H20ZM64 238H62V242L63 243H65L63 240H64ZM65 239V240H67V242H66V246H69L70 244H69V242H70V240L68 241V239ZM69 238V239H70ZM74 238V239H73ZM79 238V237H78ZM77 238V239H78ZM80 238H79V240H76L77 241V244L75 245V247H77L78 245V247L80 248H82V246H83V244L81 243V242H83V241H81L80 240ZM85 238V237H84ZM87 238V237H86ZM85 238V239H86ZM7 239V240H6ZM13 239V240H12ZM26 239V240H25ZM38 239H40V237L38 238ZM88 239V238H87ZM86 239V240H87ZM105 239H106V237H105ZM261 239V238H260ZM16 240H17V242H16ZM90 240H92V237L90 238ZM129 241V243H128V241L126 242H123V241ZM264 239H262V241H263ZM46 241V240H45ZM55 242V245H54V249H52L53 248V243L52 244H50L51 242H48L49 244H44V246L42 247V246H39L38 247V249H39V251H40V255H42L43 253H45L46 252V250L48 251V252H51V260L52 261H55V259H56V257H58L59 255H62V256H64V254H66L67 255V253L68 254H75L76 252V249H74V246H73V244L71 245L72 246V248H70L71 246H69L68 248L70 249H66L64 246H63V248L61 247V249L58 247V249L59 250H57L56 248V245L58 246H62V245H60V244H56V243H58V242ZM76 241H74L73 243L75 244L76 243ZM78 241L80 242V243H78ZM113 243H112V242ZM116 241H118V243L116 242ZM133 241V242H132ZM262 241H261V243H262ZM84 242H85V240H84ZM91 242V241H90ZM119 242H120V244H119ZM155 242V241H154ZM4 243H6V245H4V247H5V249H4V247L2 246ZM21 243V244H20ZM122 243H126V244H129V245H126V244H122ZM131 243V244H130ZM153 242H151V244H152ZM7 244H8V246L11 248V249H14L13 251L10 249V248H8V246H7ZM20 244V245H19ZM34 244V243H33ZM62 244V243H61ZM69 244V245H68ZM80 244L82 245V246H80ZM117 244V245H116ZM151 244H149L150 246H149V251H150V256H153V257H150L149 256V259H148V261H149V264L151 263V262H153L154 260L156 261V264H157V260H159L158 261V263L159 264H164V262H161L160 260H162L161 258H163L161 255H157V253H159L158 252V250H156V249H158V247L156 248V245L158 244V242H156V245H155V247H152V246H154L153 244L151 245ZM26 245V246H25ZM48 245V246H47ZM64 245V244H63ZM120 246V248H119V246ZM124 245V246H123ZM133 245H134V248H133ZM7 246V247H6ZM11 246H13V247H11ZM33 246V245H32ZM107 246V247H106ZM113 247V249H112V247ZM114 246H115V248H116V250L114 251ZM122 246V247H121ZM131 246V247H130ZM28 247V248H27ZM41 247V248H40ZM56 247V248H55ZM78 247H77V250H78ZM110 247H111V249H110ZM131 249H130V248ZM150 247H152V248H150ZM17 248V249H16ZM83 248H84V246H83ZM127 248V249H126ZM155 250H154V249ZM56 249V250H55ZM64 250V253L62 254V252H61V250ZM120 249V250H119ZM129 249V250H128ZM132 249H133V251H132ZM153 249V250H152ZM4 250H5V252H4ZM6 250H9V251H6ZM11 250V251H10ZM42 250V251H41ZM124 250V251H123ZM130 250H131V252H130ZM261 250V249H260ZM259 250V252H261L262 253V251H260ZM3 251V252H2ZM39 251H38V253H39ZM98 251V250H97ZM151 251H156V255L154 254V253H152ZM264 251V250H263ZM6 252H9V254L8 255H6L7 253ZM11 252V253H10ZM26 252V253H25ZM27 252L29 253V254H27ZM127 252V253H126ZM131 254H133V255H131ZM15 254V256H14V254ZM37 253V254H38ZM42 253V254H41ZM96 253H100V251L99 252H96ZM123 253H125V256H124V254ZM264 253V252H263ZM11 254V255H10ZM27 254V255H26ZM71 254V255H72ZM105 254V255H104ZM128 254V255H127ZM152 254V255H151ZM155 256H157V257H155ZM4 255V256H3ZM13 255V256H12ZM53 255V256H52ZM56 255V256H55ZM99 255V254H98ZM121 255H123L124 256V258H123V256H121ZM130 255V256H129ZM6 256V257H5ZM11 256H12V258H11ZM112 256H110V258L112 257ZM131 256H133V257H131ZM135 256H137V255H135ZM161 256V257H160ZM9 257V258H8ZM69 257V256H68ZM79 257H80V259L82 258V255H81V253H80V255H79ZM109 257V256H108ZM115 256H113V258H114ZM122 257V258H121ZM127 257H129V258H127ZM155 257V258H154ZM160 257V258H159ZM54 258V259H53ZM66 258V257H65ZM77 258V257H76ZM85 258V257H84ZM87 259H90V260H93L94 258L92 257V259L90 258V257H86ZM85 258V259H86ZM118 258V257H117ZM118 258V259H119ZM86 259V260H87ZM115 259V258H114ZM114 259H108V260H113V263H112V261H109V263L111 262L112 264H114V263H118V262H120V261H118L117 259H116V261L114 262ZM133 259V260H132ZM134 259L136 260L135 262H134ZM164 259V258H163ZM202 259V258H201ZM11 260V261H10ZM13 260V261H12ZM84 260V259H83ZM86 260H84V262L83 261H81L80 262V260L78 261V263L79 264H99V263H101V262H99V260L98 261H96L95 259V261H96V263L95 262H93V261H91L90 262V260H88V262L86 261ZM165 260V259H164ZM164 260H162V261H164ZM86 261V262H85ZM248 261V260H247ZM246 261V262H247ZM10 262V263H9ZM99 262V263H98ZM243 262H245V259L242 261V264H243ZM250 264H253L251 261H248ZM77 263V264H78ZM153 263H155V262H153ZM153 263H151V264H153ZM102 264V263H101ZM118 264H120V263H118ZM139 264V263H138ZM148 264V263H147ZM247 264V263H246Z\"/></svg>",
	"mask_w": 264,
	"mask_h": 264
}]
</instances>
